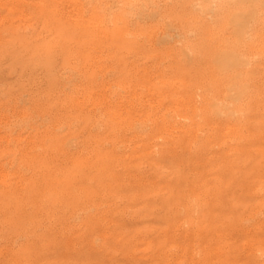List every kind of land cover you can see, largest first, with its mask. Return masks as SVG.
<instances>
[{
	"label": "rangeland",
	"instance_id": "rangeland-1",
	"mask_svg": "<svg viewBox=\"0 0 264 264\" xmlns=\"http://www.w3.org/2000/svg\"><path fill=\"white\" fill-rule=\"evenodd\" d=\"M58 1V2H57ZM63 3H62V2ZM121 1V2H120ZM123 0H92L90 3H89V6H88V9L86 10V12H84V14L86 15L85 17H89L90 14L92 17L90 18H84L83 21H81V18L77 17L76 16V3L74 0H0V182H4L5 183V187L4 188V183H0V205L5 203L4 207L3 205L0 206V234L2 233H5V234H2L0 236V261H4L3 263L6 262V264H13V261L11 259H13V253L15 252V250L17 249V246L19 247V245L24 242L26 240L25 237H27V234L29 233V237H30V233H31V236L32 237H27L28 239L24 242L25 244H27L28 242L31 243L30 244H34L35 246L39 247L42 245V243L40 244L41 241V237L39 239V235L41 234V232L39 233L40 229H42L41 231L43 232L42 235H46V241L49 243H47V247H45L44 249H47L45 251V253L47 254H44L43 257L45 258V260H47V264H53V262L51 263V261H54L55 259V262L54 264H68V263H72V262H76V261H81L83 259V256H84V259L87 261L85 262V260H83L86 264H94L96 262H101V263H106V264H192L190 261H191V256H192V252H194L193 250H195L196 246L198 245L197 243H195L194 241L190 242V240H194V237H193V234L190 233V231L188 232L187 230L185 231V229H187L188 227V223L187 221L185 222V220L183 221V224H181V230L179 231H175L174 232V236L172 235L173 234V228L171 227H166L168 226V224L164 221H161L162 218V212H158L157 215L158 217L156 216H151L152 218H148V216H144L143 218V215L140 213L141 212V204L139 202V199H137L136 197L134 196H140V194H150L152 191H156L158 189H164L165 186L166 188H173V186L171 185H174V188L173 190H177V191H185L188 189V186L187 184L190 183V181L188 179H195L196 182H197V179L201 176H203V179H208L212 176H215L217 175V172L218 170L216 169V167L218 166V163L220 161H224L222 160L225 159V161L229 158H227L228 156H230L231 154V149H228V147H231L229 146L228 144H234V143H237V142H241L243 144L239 145V143L237 144V148H238V151L239 150H243L242 153L241 151H237L238 155H235L234 157L237 156V160L240 158V161H237V163H239V165L242 163L243 166H246L245 164H247L249 167H244L246 169H242L243 167H239L237 168L236 170L240 172H237L238 175H243V177H241V182H237L236 184V187L234 188H231V189H235L237 191H244L242 189H245V188H250V189H245L244 192L246 191H249V190H255V191H259L260 193L264 192V185L261 186V184H264V180L261 181V179H264V178H261L260 177H257L258 176V173L264 175V167H261V166H264V163H262V158H264V142L261 143V141H264L262 139H264V133H261L262 131H264V128H262L261 130V127H264V126H260L262 125L261 122L262 120L261 119H264V109H262V106H264V48H261L262 51L260 50L259 48V45H262V47H264V42L261 43V39L264 38V36H262V32H264V27H262V25H264V8L262 9H259L256 13V18L258 19H253L255 23H252V27H251V33L249 32V34L247 35V37L245 39H243L242 41H246L244 42L245 45H243L244 47H242V44L243 42L241 41L240 44H236V46L238 47V45H240V50H242L241 52H243L244 54L248 55V56H251L252 54V58H253V61H252V65H254L253 63H257L255 64V66H253L252 68V76L250 74V78L247 79L246 81H249L247 82V91H245L244 93V96L247 97L248 99H246L244 96V100L245 101H242V100L239 98V101L238 99L237 100H234L232 103H230V105L228 107L225 108V113L221 114V115H210L208 116L209 118L206 116V119L201 117V116H204L205 117V114H198L199 110L202 109L201 111H206V105L204 104V102L208 99H211L212 96L215 94L216 92V89L218 91H223L221 90V88L223 89L224 85H221V84H224V80L223 77L224 75L222 73L219 74L215 72L214 73H210L212 72L210 69L213 68V66H211L210 64H212V56L214 53L219 47L222 46L223 44V38H226L227 35L229 36V30L228 28L226 27L225 25V20L224 22L222 21V19H224V13L228 10V8H226L227 5H224V7L221 5L220 6V11L221 12V15L218 16V18L216 20H214V18H212L214 15H206V13H204L203 11H199L195 9L196 5H195V1L196 0H148L146 2V7L144 8V10H142L140 12V14L134 16V17H131L130 18H124L122 17V20L121 18L119 17V19L117 18V16H119L120 14L122 15V9L124 8L123 7V3L122 2ZM151 1V2H150ZM190 1L192 3H190ZM41 2H42V6H41ZM44 2V3H43ZM61 2V5L60 3ZM106 2V3H105ZM174 2V3H173ZM198 2H202L201 0H199ZM46 3H48L47 5L49 6L50 9H53V11H55V13L51 10L50 12H47L48 10L50 9H47L48 7L46 6ZM55 3V4H54ZM43 4H45L43 6ZM51 4V5H50ZM63 4V5H62ZM75 4V5H74ZM101 4H107V5H110L112 6L113 5V8L111 9V14H110V20H111V23H110V20L109 21H105V25L103 26L99 20L97 19L96 17V13L94 10L98 11L97 9H99L101 7ZM179 4V5H178ZM59 5V7H58ZM96 5V7H95ZM99 5V6H98ZM195 5V6H194ZM41 6V7H40ZM62 6H64L62 8ZM95 8V9H93ZM179 6V7H178ZM189 6H191L189 8ZM40 7V8H39ZM52 7V8H51ZM98 7V8H97ZM44 8V9H43ZM55 8V9H54ZM97 8V9H96ZM192 8V9H191ZM23 9V10H22ZM41 9V10H40ZM43 9V10H42ZM67 9V10H66ZM92 9V10H91ZM73 12H72V11ZM75 10V11H74ZM116 10V11H115ZM190 10V11H189ZM23 11V12H22ZM37 11L41 12V13H38ZM60 11V12H59ZM100 11V9H99ZM148 11V12H147ZM196 12L197 14L195 15V13L193 12ZM44 12V13H43ZM51 12H52V16H51ZM94 12V13H93ZM122 12V13H121ZM189 12V13H187ZM200 12V13H199ZM27 13V14H26ZM29 13L30 16L32 17L33 13H34V16H33V19L31 17H29ZM44 15H43V14ZM46 13V15H45ZM48 13V14H47ZM50 13V14H49ZM119 13V14H118ZM199 13V15H198ZM35 14H36V17H35ZM42 17H41V15ZM54 14H56V17L54 16ZM67 14V15H66ZM94 16H93V15ZM206 15V18H205V15ZM262 14V15H261ZM25 15V17H23ZM39 18H38V16ZM50 15V16H48ZM198 15V16H197ZM200 15H203V16H200ZM45 16V17H44ZM188 16V17H187ZM192 16L193 18L196 20L194 21V19H192ZM260 16V17H259ZM29 17V18H27ZM35 17V18H34ZM46 17H48V19H46ZM51 17V18H50ZM191 17V18H190ZM202 18L204 19L203 21H207L208 24H206L205 22L202 21V19H199V18ZM24 18H27V19H24ZM116 18L119 20H116ZM124 18V19H123ZM158 18V19H157ZM188 18V19H187ZM212 18V20H211ZM36 19V20H35ZM46 19V20H45ZM51 19V20H50ZM190 19V20H189ZM26 20V21H25ZM32 20H34L33 22L34 23H30L32 22ZM39 20V21H38ZM45 20V22H44ZM132 20V21H131ZM136 20V21H135ZM197 20H200L197 22ZM209 20V21H208ZM224 23L223 26L225 27V29H227V32H225L226 30L224 29V27L221 24V21ZM257 20V21H255ZM30 21V22H29ZM71 21V22H70ZM75 23H74V22ZM121 21V23H120ZM126 21L128 22V26L126 27L124 24L127 25ZM191 21V22H190ZM220 23L218 24L217 23ZM262 22V25H260V23ZM28 22V23H27ZM38 22V23H37ZM41 23V26H40V23ZM53 22V24H52ZM79 22H82L81 24L83 25L84 24V27H85V31L84 32H79L77 35H74V36H71L70 38L66 39V40H62L61 38V35H60V32L58 31V27L61 25H74V24H78ZM108 22L110 24H108ZM125 22V23H124ZM189 22V23H188ZM204 24L202 25L201 24ZM210 22V23H209ZM215 22V23H214ZM259 22V24H258ZM39 24V25H36V24ZM50 23V24H49ZM139 23V24H138ZM195 23V24H194ZM202 27H201V25ZM29 24V27L27 25ZM124 26H122V25ZM196 27H193L194 25ZM214 25V27L211 28V25ZM216 24V25H215ZM218 24V26H217ZM20 25V26H19ZM36 25V27H35ZM48 25V29H46V26ZM86 25V26H85ZM89 25V26H87ZM92 25L94 27H92ZM101 25V26H100ZM107 25V26H106ZM111 25V26H110ZM113 25L115 26L114 29L113 28ZM122 26L121 27V30L120 32H123V34L120 32H118V28L119 26ZM198 25V26H197ZM212 25V26H213ZM261 26V28H259V26ZM38 26V27H37ZM101 28H100V27ZM111 28H110V27ZM138 26V27H137ZM209 28H207V27ZM26 27V28H25ZM41 27V28H40ZM104 27L107 29L105 30L106 32H108V36H105L101 35V37H98L100 35H97V33L95 34H91L92 30H94V32H100V29H104ZM201 27V28H200ZM206 27V29H205ZM220 27L221 30L218 28ZM258 27V29H257ZM34 28V29H33ZM40 28V29H39ZM95 28V29H93ZM96 28L98 29L96 31ZM126 28V29H125ZM137 28V29H136ZM144 28V29H143ZM215 28V29H214ZM26 29V30H25ZM29 29V30H28ZM89 29V31H87ZM112 29V30H110ZM165 29V30H164ZM190 29H192L190 31ZM199 31H197V30ZM205 29V30H203ZM216 29H219L217 30V33L216 32H213L212 31H215ZM223 29H224V32H223ZM253 29V30H252ZM261 31H260V30ZM42 32H41V31ZM51 30V31H50ZM126 30V31H125ZM139 30V31H138ZM188 30V31H187ZM258 30V31H256ZM33 31V32H32ZM45 31V32H44ZM48 31V33H47ZM91 31V32H90ZM210 33L207 34V36L205 35L207 32ZM211 31V32H209ZM254 33H253V32ZM41 32V33H40ZM197 32L199 35H197ZM206 32V33H205ZM109 33H115L116 37H113L114 39H112L110 37V34ZM138 33V34H137ZM205 33V34H204ZM212 33V34H211ZM220 33V34H219ZM221 33H223V36L221 35ZM226 33V34H225ZM256 34H259L258 35V39H257V35ZM28 34V35H27ZM45 34V35H44ZM202 34V35H201ZM205 36H204V35ZM7 35V36H6ZM41 35V36H40ZM95 37H94V36ZM140 35V36H139ZM252 35V37H251ZM202 36V37H201ZM209 36V37H208ZM220 36H222V39L220 38ZM262 36V37H261ZM41 37V38H40ZM99 39H98V38ZM204 37V38H203ZM255 37V38H254ZM40 38V39H39ZM94 38V39H92ZM195 38V39H194ZM253 38L256 40L259 41V44L257 45L256 43H254L255 40H253ZM42 39V40H41ZM74 39V40H73ZM102 39V40H101ZM179 39L181 41H183L184 43L180 42ZM206 39V40H205ZM209 39V40H208ZM105 40V42H103ZM145 40V41H144ZM217 40V41H216ZM256 40V42L258 43V41ZM22 41V42H21ZM144 41V42H143ZM191 41V42H190ZM251 41V42H250ZM143 42V44H142ZM187 42V43H186ZM219 42V43H218ZM222 42V43H221ZM9 43V45H7ZM19 43V44H18ZM108 43V44H107ZM175 43V44H174ZM182 43V44H181ZM218 43V44H217ZM242 43V44H241ZM254 43V44H253ZM14 44V45H13ZM27 44V45H26ZM184 44V46H183ZM187 44V46H185ZM190 44H193L191 47ZM252 44V46H251ZM6 45V46H5ZM110 46V47H106V46ZM258 48H257V46ZM54 46V47H53ZM97 46V47H96ZM171 46V47H170ZM178 46V47H177ZM4 47V48H3ZM8 47V48H7ZM90 47V48H89ZM94 47V48H93ZM100 47V48H99ZM175 47V49H174ZM181 47V50L179 51ZM185 47V48H184ZM249 47L251 48L250 50L253 49H258L260 51H258L257 49L256 50H252V53L251 51L249 50ZM6 48V50H4ZM36 48V50H35ZM89 48V50L87 51L86 49ZM112 48V51L111 49ZM195 48V49H194ZM217 48V49H216ZM242 48H245V49H242ZM85 49V51H83ZM108 49V50H106ZM110 49V50H109ZM178 49V51H177ZM185 49H190L188 51V53L186 52L185 53ZM192 49V50H191ZM210 49V50H209ZM4 50V51H3ZM10 52H9V51ZM98 50V51H97ZM13 51V52H12ZM27 51V52H26ZM39 51V52H37ZM109 51H111L109 53ZM120 51V52H119ZM178 52V54H176V52ZM191 51V52H190ZM214 51V52H213ZM248 51V52H247ZM258 52V54L256 52ZM7 52V53H6ZM35 52L38 56H40L38 58L37 55H35ZM113 52V53H112ZM116 52L118 54H116ZM183 52V53H182ZM212 52V53H211ZM253 52H254V56L253 55ZM261 52V53H260ZM12 55H11V54ZM39 53V54H38ZM115 53V55H114ZM172 53V54H171ZM251 53V54H250ZM113 54V55H112ZM130 54V55H129ZM178 56V59L176 57V55ZM181 54V55H180ZM210 54V55H209ZM260 54V57H258ZM14 55V56H13ZM16 55V56H15ZM175 55V56H174ZM203 55V56H202ZM22 56V57H21ZM35 56V57H34ZM37 56V57H36ZM42 56V57H41ZM70 56V57H69ZM87 56V57H85ZM200 56V57H198ZM210 56V57H209ZM32 57V58H31ZM136 57V58H135ZM142 57V58H141ZM208 57V58H207ZM15 58V59H14ZM86 58V59H85ZM134 58V59H133ZM210 58V59H209ZM33 59V60H32ZM94 59V60H93ZM167 59V60H166ZM171 59V60H170ZM173 59V60H172ZM44 60V61H43ZM78 60V61H77ZM134 60L136 62H134ZM176 60V61H175ZM181 60V61H180ZM184 60V61H182ZM196 60V61H195ZM210 60V64H209V61ZM9 65H8V63ZM39 61H42V62H39ZM133 61V62H132ZM147 61V62H146ZM173 61V63H172ZM175 61V62H174ZM179 61H180V64H179ZM255 61V62H254ZM95 62V64H94ZM167 62V63H166ZM183 62V63H182ZM195 62V64H194ZM40 63V64H39ZM117 63V64H116ZM160 63V64H159ZM162 63V64H161ZM198 63V64H197ZM194 64V65H193ZM209 64V65H208ZM6 65V66H5ZM86 65V66H85ZM88 65V66H87ZM90 65V66H89ZM94 65V66H93ZM122 65V66H121ZM192 65V66H191ZM201 65V66H200ZM12 66V67H11ZM133 66V67H132ZM171 66V67H170ZM4 67V68H3ZM88 67V68H87ZM174 67V68H173ZM180 67V68H179ZM182 67H184L182 69ZM210 67V68H209ZM261 67V68H259ZM3 68V69H2ZM172 68V69H171ZM177 68V69H176ZM179 68V69H178ZM200 68V69H199ZM205 68V69H204ZM208 68V69H207ZM259 70H258V69ZM91 69V70H90ZM174 69V71L176 70V72L172 71ZM182 69V70H181ZM256 69V70H254ZM19 70V71H17ZM88 70V71H87ZM92 70L94 72H92ZM98 70V71H97ZM190 70V71H189ZM198 70V71H197ZM210 70V71H209ZM27 71V72H26ZM171 71V72H169ZM258 71V72H257ZM88 72V73H86ZM179 72L178 76H176V74ZM206 72V73H205ZM257 73V76L256 73ZM262 72V73H261ZM18 73V74H17ZM93 73V74H92ZM156 73V74H155ZM163 73H166V74H169L168 76L166 74H163ZM171 73H176L175 75L171 74ZM181 73L183 74L182 77L181 76ZM251 73V71H250ZM33 74V75H32ZM72 74V75H71ZM76 74V75H75ZM86 74V75H85ZM92 74V76H91ZM173 75V76H176L178 77L176 79V77H172L170 76ZM213 74V75H212ZM260 74V75H259ZM3 75V76H2ZM30 75V76H29ZM49 75V76H48ZM89 75V76H88ZM127 75H128V78H127ZM164 75V76H162ZM214 75H217L219 76V79L217 76H214ZM22 76V77H21ZM168 78H167V77ZM170 76V78H169ZM214 76V77H213ZM220 76H223L222 77V80H221V77ZM253 76H255V78H252ZM7 77V78H6ZM77 77V78H76ZM160 77H163L162 79H160ZM210 77V78H209ZM217 77V78H216ZM22 78V79H21ZM111 78V79H110ZM164 78H167V79H164ZM181 78V79H180ZM213 78V80H212ZM225 78V77H224ZM261 78V79H260ZM14 79V80H13ZM71 79V80H70ZM73 79V80H72ZM132 79V80H131ZM172 79L174 81H181L182 82V85L183 86H180L181 84L179 83H175L173 82V84H170V82L172 83ZM214 79H217L216 82H214ZM257 79V81L255 80ZM27 80V81H26ZM134 80V81H133ZM159 80V82H158ZM166 80V81H164ZM167 80H170V82H168ZM185 80H189L188 83H186ZM210 80L212 82H210ZM44 81V82H42ZM133 81V82H132ZM161 81V82H160ZM164 81V82H163ZM256 81V82H255ZM11 82V83H10ZM27 82V83H26ZM147 82V84H146ZM152 84H151V83ZM157 83V86H156V83ZM167 84V88L169 87H172L174 89V87H176L174 90H178L179 91V94H176L174 92H177V91H174L172 90L171 88H169L166 92H165V88H166V83ZM218 82L220 83L221 86H218ZM223 82V83H221ZM254 82L255 84L257 85V82H258V88L257 86L254 85ZM30 83V84H29ZM69 83V84H68ZM150 83V84H148ZM161 83V84H160ZM186 83V84H185ZM190 83V84H189ZM214 83V84H213ZM217 83V84H215ZM251 83V84H250ZM11 86H10V85ZM14 84V85H13ZM34 84V85H33ZM58 84V85H56ZM163 85V90L162 87L160 85ZM165 84V85H164ZM175 84V86H174ZM213 84V85H212ZM29 85V86H27ZM68 85V87H67ZM161 87H159V86ZM172 85V86H170ZM179 85V86H178ZM186 85V86H185ZM214 85L216 86L214 88V93H212V88L214 87ZM251 85L253 87H255V89L252 87V89L254 91L251 92L250 88H251ZM5 86V87H4ZM137 86V87H136ZM149 86V87H148ZM151 86V87H150ZM189 86V87H188ZM192 86V87H191ZM7 87V88H6ZM147 87V88H146ZM156 87V88H155ZM159 87V88H157ZM180 87V89H179ZM184 89H182V88ZM203 87V88H202ZM219 87V88H218ZM156 90H155V89ZM189 91H187L186 93L190 94L189 97L191 102H188L187 100V94H185V90L189 89ZM71 89V90H70ZM91 89V90H90ZM145 89V91H143ZM150 89V92L147 91ZM158 89H162L161 90H158ZM170 90V91H169ZM181 90H184L183 93L181 92ZM207 90V91H206ZM211 90V92H210ZM259 90V91H258ZM87 91V93H86ZM94 91V92H93ZM110 91V92H109ZM156 91V93H154ZM160 93H158V92ZM191 91V92H190ZM249 91V93H248ZM256 91V92H255ZM258 91V92H257ZM7 92V93H6ZM90 92V93H88ZM144 92V93H143ZM153 92V93H152ZM181 92V93H180ZM198 92V93H197ZM247 92V94H246ZM262 94H261V93ZM51 93V94H50ZM165 93V94H163ZM193 93L195 95H193ZM207 93V94H205ZM209 93V94H208ZM219 93V92H218ZM219 93V94H220ZM223 93V92H222ZM221 93V94H222ZM258 93V96L256 95ZM11 96H10V95ZM104 94V95H103ZM110 94V96H109ZM141 94V95H140ZM151 94L152 97L154 96H159V97H154L151 98ZM162 94V95H161ZM184 94V95H183ZM213 94V95H212ZM216 93V95H214L213 97H217V95L220 97L221 94L219 95ZM9 97H8V96ZM85 95V96H84ZM90 95V97H89ZM161 95V96H160ZM166 95V96H165ZM170 95V96H169ZM173 98H172V96ZM176 95V97H175ZM186 95V96H185ZM202 95H206L205 97L202 96ZM211 95V96H209ZM253 95V96H252ZM256 95V96H255ZM84 96V97H83ZM118 96V97H117ZM163 96L165 97L164 99H169V100H163ZM192 96H195L194 98L196 100H193L194 98ZM33 97V98H32ZM67 97V98H66ZM109 98V99H106ZM162 97V98H161ZM169 97V98H168ZM179 97V98H178ZM185 97V98H184ZM188 97V98H189ZM202 97V98H201ZM206 99L204 101V98ZM208 97V98H206ZM253 97V100L252 98ZM256 97V98H255ZM257 97H261V98H257ZM5 98H7L5 100ZM65 98V99H64ZM87 98V99H86ZM89 98V99H88ZM103 98V99H102ZM112 98V99H111ZM156 98V99H155ZM159 98V99H157ZM172 98V99H171ZM183 98V100L181 99ZM249 98L252 100V106L251 107V102L249 101ZM254 98H255V101H254ZM117 99V101H116ZM123 99V100H122ZM133 99V100H132ZM171 99V101H170ZM186 99V100H185ZM198 99V100H197ZM13 100V101H12ZM87 100V101H86ZM99 100V101H98ZM104 103H103V101ZM105 100L107 102H105ZM158 100V101H157ZM162 100V101H161ZM187 101L188 103H191L190 104V108H189V105L188 107H186L187 105V102L185 103L184 102ZM189 100V101H190ZM203 100V101H201ZM259 100V101H258ZM28 101V102H27ZM97 103H96V102ZM176 101V102H175ZM179 101V102H178ZM194 101V102H193ZM196 101V102H195ZM198 101H201L200 104H198ZM244 102V106L242 104V102ZM257 101V102H256ZM33 102V103H32ZM116 102V104L114 103ZM121 102V103H120ZM124 102V103H123ZM159 102V104H158ZM164 102H167L166 104H164ZM174 102V103H173ZM179 104H178V103ZM241 102V103H240ZM254 102V103H253ZM257 105L258 104H261V108L260 107H256V103ZM35 103V104H34ZM39 103V104H38ZM92 103V104H91ZM108 103V104H107ZM112 103V104H111ZM183 103L185 105H183ZM193 103V105H192ZM201 106L198 108V106ZM203 103V104H202ZM207 103V102H205ZM237 103V104H235ZM241 105H240V104ZM161 104H164V106H162ZM175 106H174V105ZM185 106L186 109L189 110L190 112H192V114L189 112L190 114V118L189 115H188V111L185 109V107H181V109L179 108L181 105ZM232 104V105H231ZM248 108L250 109H246V112L245 113V118L243 117V112H241V109H242V106L243 108L245 107L246 108V105ZM250 104V105H249ZM35 105V106H34ZM49 105V106H48ZM91 105V106H90ZM110 105V106H109ZM118 105V106H117ZM121 105V106H119ZM130 105V106H129ZM161 107H160V106ZM168 105V106H166ZM174 108H172L173 106ZM179 105V106H178ZM204 107H203V106ZM238 106L239 105L241 107H239V110L240 111H237L235 112V109H238L237 107L234 108V106ZM3 106H6V107H3ZM143 106V107H142ZM234 108V110L231 108ZM10 107V108H9ZM112 107V108H111ZM116 107V108H115ZM120 107V108H118ZM129 107V108H128ZM164 107V108H162ZM196 108V111L198 113H196L195 111V108ZM256 107V108H255ZM30 108V109H29ZM169 108L171 109V111L169 110ZM184 108V109H182ZM199 110H198V109ZM205 108V109H204ZM244 108V110H245ZM254 108V109H252ZM262 110H260V109ZM14 109V110H13ZM53 109V110H52ZM105 109H107V111H105ZM139 109V110H138ZM163 112H161L162 110ZM173 109V110H172ZM180 110L181 113H179L178 110ZM204 109V110H203ZM257 110L255 111V114L252 115L253 118L256 119V116H257V119H253V118H249L248 115H246V113L250 114V117H251V114L253 113H250V112H254V110ZM160 110V111H159ZM177 110V111H176ZM186 110V111H185ZM193 110H194V115H193ZM232 110V111H231ZM243 110V109H242ZM243 110V111H244ZM259 110L262 112V115L259 113ZM11 111V113H9ZM52 111V112H51ZM77 111V112H76ZM82 111V112H81ZM90 111V113H89ZM114 111V112H112ZM140 114H142L141 116H144V119L142 117H140L139 115V112ZM143 111V112H141ZM145 111V113H144ZM149 111V112H148ZM151 111H154L153 113ZM158 113H157V112ZM166 111V113H165ZM170 111V112H169ZM184 111V113H183ZM7 112V113H6ZM29 112V113H28ZM79 112V113H78ZM107 112V113H106ZM118 112V114H117ZM147 112V113H146ZM159 112H161L159 114ZM169 112V113H168ZM173 113L174 115L171 114V116L174 117V120L172 121L173 117L170 116V113ZM241 112V113H240ZM71 113V114H70ZM81 113V114H80ZM95 113V115H94ZM97 113V114H96ZM104 113V114H102ZM106 113V115H105ZM120 113V114H119ZM125 113V116H123V114ZM135 115H134V114ZM137 113V114H136ZM144 113V115H143ZM152 113V114H151ZM157 113V114H156ZM188 116H186L187 118H190L189 121L190 123L192 121H195V119H197L194 123V125L191 123H188V119L186 117L183 118V116H185L186 114ZM201 113V112H200ZM260 116H258V114ZM26 114V115H25ZM85 114V116H83ZM88 114V115H87ZM91 114V115H90ZM122 114V115H121ZM146 114H148L146 116ZM151 114V115H150ZM154 114V115H153ZM158 114L160 116H158ZM162 114V115H161ZM167 114V116H166ZM169 114V115H168ZM185 114V115H184ZM200 115L199 117H197L198 115ZM238 114H241V115H238ZM257 114V115H256ZM94 115V116H93ZM105 115V116H104ZM109 115V116H108ZM118 115V116H117ZM121 115V116H120ZM157 115V116H156ZM177 115V116H175ZM182 117H181V116ZM227 115L228 116V120H222V119H225V117L227 118ZM88 116V117H87ZM91 116V118H90ZM104 116V117H103ZM115 116V117H113ZM137 116V118L135 117ZM139 116V118H138ZM146 116V117H145ZM149 116L154 119H149ZM179 116V117H178ZM222 116H225L222 118ZM239 116V117H238ZM35 119H34V118ZM48 117V118H47ZM76 117V118H75ZM81 117V119H80ZM124 117V118H123ZM135 117V118H134ZM160 117V119H159ZM163 117H167L168 119H165V121L163 120L164 118ZM180 118V121H178ZM218 121H220L218 123V121L216 120V118ZM219 117V118H218ZM220 117L222 119H220ZM248 117L251 121V124L248 120H246ZM72 118V119H71ZM79 120H78V119ZM95 118V120H94ZM145 118H148V119H145ZM202 118L204 119V121L201 122ZM244 118L245 121H241V119ZM74 119V120H73ZM112 120L113 122V129L112 131H106V127L105 126V120ZM137 119V120H136ZM144 121H143V120ZM185 121H184V120ZM236 119V120H235ZM103 120V121H102ZM153 120V121H152ZM167 120H170L167 122ZM177 120V121H175ZM192 120V121H191ZM234 120V123H242L241 124H237V126L240 128H238L237 126H234L232 125V121ZM255 120V121H254ZM49 121V122H48ZM53 121V122H52ZM101 121L103 123H101ZM159 121V122H158ZM164 121V122H163ZM171 121L173 123H171ZM186 121H188L186 123ZM210 121H211V124H210ZM246 121H248V125L246 126L247 130H249L248 128L253 129L251 130V132L254 134H256L259 138H257L256 140L258 141H255L254 137L252 136L251 137V132L247 131V130H243L245 129V126L244 124L246 123ZM254 121V122H253ZM258 121V122H256ZM32 122V123H31ZM39 122V123H38ZM63 122V123H62ZM87 122V123H86ZM99 122V123H98ZM157 123V126H154L156 123ZM161 122V123H160ZM175 122V123H174ZM180 122V124H178ZM201 122V124H200ZM231 122V124H230ZM76 123V124H75ZM85 123V124H84ZM95 123V124H94ZM117 123V124H116ZM154 123V124H152ZM159 123L161 125H159ZM165 123H169V124H172L170 126H167V124ZM183 123V124H182ZM185 123V124H184ZM205 123L206 126H205ZM253 123V124H252ZM254 123L256 124L254 126ZM264 123V122H262ZM90 124V125H89ZM104 124V125H102ZM120 124V125H119ZM164 124V125H163ZM176 126H175V125ZM187 124V125H186ZM198 124V125H197ZM207 128L209 127L210 130L213 132L212 135H215L211 137L209 136V134H211L212 132L209 131L210 133L206 132L207 129L209 130V128L205 130V128L202 126ZM250 124V126H249ZM260 124V125H259ZM28 125V126H27ZM81 125V126H80ZM155 128V130H158L157 133H155L156 131L155 130H150L153 126ZM179 125H180V128H179ZM183 125V126H182ZM185 125L188 127L186 128ZM197 127L200 125V128ZM209 125V126H208ZM212 125V126H211ZM220 125V126H219ZM231 125V126H230ZM39 126V127H38ZM80 126V127H79ZM99 126V127H98ZM167 126V128H166ZM195 126V127H194ZM242 126V127H241ZM32 127V128H30ZM55 127V128H54ZM102 127V128H101ZM119 127V128H118ZM170 127V129H169ZM176 127V128H175ZM182 127V128H181ZM186 129H184V128ZM253 127V128H252ZM52 130H51V129ZM127 128V129H126ZM152 128V129H154ZM158 128V129H157ZM162 130H161V129ZM165 128V129H164ZM201 128L203 130H201ZM213 128H215L214 130H212ZM219 128V129H218ZM237 128L239 130H237L238 134L240 132H243V134L241 135H238L237 132L235 131ZM243 128V129H242ZM17 129V130H16ZM50 129V130H49ZM56 129V130H55ZM76 129V130H75ZM103 129V130H101ZM106 129V130H105ZM172 129V130H171ZM174 129V131H173ZM193 129V130H192ZM194 129L196 131H194ZM229 129H235L234 131L236 132V134H234V131L233 130H229ZM241 129V130H240ZM44 130H47V131H44ZM49 130V131H48ZM72 130V131H71ZM80 130V132H79ZM91 130V131H90ZM98 130V131H97ZM129 130V131H128ZM133 130V131H132ZM168 130V131H167ZM181 130V133L178 132V131ZM218 130V131H217ZM222 130V131H221ZM41 133H40V132ZM43 131V132H42ZM59 134L60 135V142H57V140L55 141L54 140V133L50 135V133L52 132ZM84 131V132H83ZM115 131V132H114ZM119 131V132H118ZM131 131L134 133L132 134ZM155 131V132H154ZM160 131V132H159ZM166 131V132H165ZM224 131V133H223ZM35 132H38V133H35ZM60 132V133H58ZM99 132V133H98ZM117 132V133H116ZM138 132V133H137ZM145 132H147V137L144 135ZM151 132L153 136H148V134H150ZM159 132V134H158ZM176 132V134L174 135V133ZM232 134H231V133ZM245 132V134H244ZM250 134H249V133ZM27 133V134H26ZM31 133V134H30ZM36 134H38V136L34 137ZM91 133V134H89ZM102 133V134H101ZM118 133H120L118 135ZM143 134V135H140V134ZM155 133V135H154ZM199 133V134H198ZM205 136H203L202 134ZM217 133V134H216ZM220 133V134H219ZM226 133H228L226 135ZM2 134V135H1ZM30 134V135H29ZM43 136H41V135ZM73 134V135H72ZM125 134V135H124ZM173 134V135H171ZM197 134V135H196ZM231 134V135H230ZM253 134V135H254ZM4 135V136H3ZM6 135V136H5ZM46 135H50L51 137L49 138H52L51 139H47L45 138L44 136ZM75 135H79L77 137H75ZM129 135V136H128ZM166 135V136H165ZM179 135V138L177 137ZM185 135V136H184ZM187 135V136H186ZM196 135V137L194 136ZM233 135V136H232ZM237 135V136H236ZM246 136V138H243L244 136ZM250 135V136H249ZM256 135H255V138H256ZM81 136V137H80ZM128 136V137H126ZM142 136L144 138H142ZM168 136V137H167ZM183 136V137H182ZM189 136V137H188ZM203 136V137H201ZM232 136V137H231ZM239 136V137H238ZM242 136V138H241ZM30 137V138H29ZM38 137H39V141L42 143L39 144V141H38ZM42 137V138H40ZM44 137V139H43ZM94 137V138H93ZM132 137V138H131ZM140 137V138H139ZM151 137V139H150ZM152 137H156L155 139L158 138V140H155L154 138L152 139ZM170 137V138H169ZM173 137V139H172ZM195 137V139H194ZM198 137V138H197ZM201 137V138H200ZM208 137L209 138V141H208ZM212 137H214L215 139H213ZM250 138L249 140H246V141H249L248 143L244 142L245 139L247 138ZM16 138V139H15ZM79 138V139H78ZM81 138V139H80ZM125 138V139H124ZM127 138V139H126ZM134 138V139H133ZM165 138V140L163 139ZM183 138V140H182ZM199 138L201 140H199ZM207 138V139H206ZM228 138V140H227ZM238 138V139H237ZM239 138H240V141H239ZM3 139V140H2ZM34 139V142L31 140ZM42 139V140H41ZM77 139V140H76ZM134 141H133V140ZM136 139V140H135ZM142 139V140H141ZM145 139V140H143ZM147 139V140H146ZM161 139L165 142V144H163L164 142L161 141ZM171 139V140H170ZM179 139H181L184 143L181 142H178ZM186 139V140H185ZM190 139V140H189ZM196 139L198 141H196ZM207 141H205V140ZM214 140H217L218 142L216 143L215 142H212ZM225 139V140H224ZM237 139V140H236ZM244 139V141H243ZM259 139H261V141H259ZM15 140V141H14ZM25 140V141H24ZM30 140V141H29ZM83 140V141H82ZM118 140V141H117ZM124 140V141H123ZM127 140V141H125ZM131 140V141H130ZM140 143H139V141ZM155 143H153L154 141ZM168 140V142H167ZM193 140V142H191ZM203 140V141H202ZM227 140V141H226ZM231 140V141H230ZM9 141V142H8ZM38 143H37V142ZM52 141V142H51ZM63 141V142H61ZM79 141V142H78ZM87 141V142H86ZM107 141V142H106ZM142 141L144 142V144L142 143ZM148 143H147V142ZM152 141V142H151ZM158 144H157V142ZM160 141V142H159ZM172 141V142H170ZM174 141V142H173ZM176 141V143H175ZM186 141V142H185ZM195 141V142H194ZM199 141H202L201 142V145L199 143ZM220 141V142H219ZM227 142V143H224V142ZM230 143H229V142ZM234 141V143L232 142ZM237 141V142H236ZM50 142V143H49ZM78 142V143H76ZM101 142V143H100ZM129 146H128V144ZM133 142V144H132ZM135 142V143H134ZM137 142V143H136ZM150 142V143H149ZM180 144V147H182L181 149H183L185 152L187 151V153H184L183 150L180 149V147L177 145L175 146L177 152H173V151H176L174 149V146L171 145V144ZM210 142V143H208ZM232 142V143H231ZM260 142V143H259ZM29 143V144H28ZM49 143V144H48ZM100 143V144H99ZM125 143V145H124ZM147 143V144H146ZM169 143V146H167ZM190 143L192 145V143H194L191 147L190 146ZM197 143L202 146L199 147L202 149L199 148V151L197 149ZM205 143V144H203ZM215 143V144H214ZM222 143V144H220ZM34 144V145H32ZM47 144V145H46ZM60 144V146H59ZM82 144V145H81ZM134 144H136L135 146H133ZM137 144H141V146L137 145ZM152 144V145H150ZM157 144V145H155ZM161 144V145H160ZM196 144V145H195ZM207 144L209 146H207ZM228 146H227V145ZM16 145V146H15ZM26 145V147H25ZM29 147H28V146ZM35 145H38L37 147ZM52 145V146H51ZM55 145V146H54ZM63 145V146H61ZM91 145V146H90ZM94 145V146H93ZM97 145L101 146L103 149H108V150H111L113 151V153L115 154L116 156V159L113 160L111 163H109V165H107L106 169L105 168H102V172L99 171V175L98 176H102L104 179H102V177L100 179V181L107 183L109 181H111L110 179V176H112V180L113 182H110V185L113 189V194L114 196L116 197V200L114 199L115 197L112 196L110 198H101V196L99 197V195H101L102 191L100 190L99 186H97V182L96 180H94V182H92V184L94 185V190H95V193H94V190L92 192V194H90L89 192H87V188L84 186V184L82 183L81 179L80 178H74L72 179L70 182H71V185H70V182H68L65 186V188L63 189V197H62V194L60 195L61 197H57L59 198V200H54V201H50L49 198H46L45 196V199L44 197L41 195V191L49 185V184H53L55 181V177L58 176V173L62 170H65V168L67 169L68 167H71L74 162L80 158V160H84V155L86 156L87 154L91 155L92 152L91 150L92 149H96L97 148ZM109 145V146H108ZM147 145V146H146ZM155 145L156 146H163L162 151L159 147H157V149L155 147H153ZM166 145V146H165ZM185 145V147H184ZM195 145V146H194ZM214 146V149L213 147H210V146ZM224 145V146H222ZM32 146V147H31ZM49 146V147H48ZM57 146V147H56ZM117 146V147H115ZM129 148H128V147ZM137 146V147H136ZM150 146V148H149ZM194 146V147H193ZM207 146V147H206ZM23 147H25L23 149ZM28 147V148H27ZM43 147H47V148H43ZM53 147V148H52ZM61 147V148H60ZM139 147V148H138ZM145 147H148V148H145ZM169 147V149H168ZM187 147V148H186ZM195 147H196V151H195ZM206 147V149L204 148ZM227 147V148H226ZM247 147V148H246ZM262 149H261V148ZM17 148V151L15 150ZM19 148V149H18ZM27 148V149H26ZM31 148V149H30ZM52 148V149H51ZM92 148V149H91ZM112 148V149H111ZM133 148V149H131ZM155 148V150H152V149ZM190 148V149H189ZM204 148V149H203ZM209 148V149H208ZM217 148V149H216ZM219 148V149H218ZM47 149V150H45ZM50 149V151H49ZM129 149V150H127ZM131 149V151H130ZM139 149V150H138ZM140 149L141 150V154H134L133 155V152L135 153H139L140 152ZM149 150V151H146ZM158 149H159V152H158ZM163 149H165L164 151L169 154H166ZM193 153H192V151ZM212 149V150H211ZM216 149V150H215ZM250 149V150H249ZM35 150V151H34ZM37 150V152H36ZM43 150V151H42ZM81 150V151H80ZM120 150V151H119ZM173 150V151H171ZM190 150V151H189ZM208 154H206V152ZM210 150V151H209ZM214 150V151H213ZM218 150V151H217ZM229 150V152H228ZM252 150V151H251ZM32 151V152H30ZM85 151V152H84ZM123 151V152H122ZM145 151V152H143ZM155 151V152H154ZM157 151V153H156ZM170 151V152H169ZM183 151V152H182ZM198 153V157L200 156V159L197 158L195 152ZM198 151V152H197ZM204 151V152H202ZM210 153H209V152ZM212 151V152H211ZM217 151V152H216ZM17 152V153H16ZM25 152V153H24ZM43 152V153H42ZM47 152V153H46ZM67 152V153H66ZM122 152V153H120ZM125 152V153H124ZM128 152V154H127ZM153 152L154 154L152 155ZM163 154H162V153ZM191 152V153H189ZM260 152V153H258ZM23 153V154H22ZM46 153V154H44ZM84 153V154H82ZM87 153V154H86ZM124 153V154H123ZM131 153V154H130ZM150 153V154H149ZM156 153V154H155ZM176 153V155L174 154ZM218 153V155L216 154ZM221 153V154H219ZM229 153V154H227ZM254 153V154H253ZM14 154V155H13ZM33 154V155H32ZM41 154V155H40ZM123 154V155H122ZM126 154H127V157H132L134 158V156L136 157V155H138V158H135L137 160H133L131 161L130 158H127L126 157ZM157 154H158V159H157ZM160 154V155H159ZM172 154V155H171ZM174 154V155H173ZM178 154V156H177ZM192 154V155H191ZM199 154H202V155H199ZM206 154V155H205ZM215 154V156H214ZM260 154V155H259ZM80 157H79V156ZM125 155V156H124ZM132 155V156H130ZM167 155V156H166ZM169 155V156H168ZM186 155V156H185ZM190 155H191V158H190ZM194 155V156H193ZM218 157H217V156ZM228 155V156H227ZM30 156V157H29ZM40 158H39V157ZM49 156V157H48ZM93 156V155H92ZM92 156H88V158H92ZM155 156V157H153ZM163 156V157H162ZM166 158H165V157ZM171 156L173 158H171ZM177 156V158L175 157ZM213 156V158L211 157ZM224 156H227L226 158H224ZM242 156V157H241ZM246 156L245 158V161H242V158ZM252 156V157H251ZM255 156V157H254ZM23 157V158H22ZM32 157L33 160H32ZM38 157V158H37ZM125 157V158H124ZM169 157V158H167ZM183 158L180 160V158ZM199 159V160H195L196 158ZM202 157H205V159ZM217 159H216V158ZM220 157V158H219ZM239 157V158H238ZM46 158V159H45ZM75 158V159H74ZM77 158V159H76ZM120 158H122L120 160ZM140 158V160H138ZM142 158V159H141ZM176 158V159H175ZM209 158V159H207ZM249 158V160H248ZM39 159V163H35L34 160H37ZM63 159V160H62ZM74 159V160H73ZM124 159V161H123ZM153 159V160H152ZM154 159H157L154 160ZM166 159V160H165ZM169 162H168V160ZM178 159V160H177ZM212 159H215L216 161L212 160ZM220 159V160H219ZM244 159V158H243ZM251 159V161H250ZM19 160V162H18ZM42 160V161H41ZM48 160V161H47ZM120 160V162H119ZM164 162L163 164L161 163V161ZM164 160V161H163ZM172 160V161H171ZM173 160L175 162H173ZM180 160V161H179ZM193 160V161H192ZM195 160V161H194ZM219 160V161H218ZM47 161L48 164H46L45 162ZM122 161V162H121ZM142 161V162H140ZM159 161L161 164H159ZM29 162V163H28ZM32 162H33V166L32 167ZM37 162V161H36ZM52 162H55V163H52ZM128 162V163H127ZM173 162V163H172ZM197 163L198 167L201 166L200 168V171L198 170L197 168V165H195V163ZM218 162V163H217ZM246 162V163H245ZM260 163V168L259 167H256L255 165L258 166V164ZM27 163L29 165H27ZM41 163H43V165H41ZM52 163V164H51ZM60 163V164H59ZM126 163V164H124ZM166 163V164H165ZM175 163V164H174ZM177 163V165H176ZM183 165H182V164ZM189 163V165L187 164ZM201 163V164H200ZM212 165H209V164ZM216 165H213L215 164ZM221 163V162H220ZM249 163V164H248ZM256 163V164H255ZM12 164V165H11ZM17 164V165H16ZM35 164V165H34ZM36 164L38 166H36ZM46 164V165H44ZM65 164V165H64ZM84 161H83V165H84ZM143 164V165H141ZM146 164V165H145ZM148 164V165H147ZM165 164V165H164ZM186 164V165H185ZM191 164V166H190ZM252 164H254V166H252ZM31 165V166H30ZM49 165V166H48ZM57 165V166H56ZM119 165V166H118ZM145 165V167H144ZM154 165H157V168L154 167ZM163 165V166H166V167H159V166ZM182 165V166H181ZM187 165H188V168H190V170L187 168ZM203 165H206L208 167H202ZM36 166V167H35ZM40 166V167H39ZM48 166V167H47ZM88 167V165H85L84 167ZM137 166L139 167V171L137 169ZM141 166V167H140ZM150 166V167H149ZM186 166V168H185ZM216 166V167H214ZM242 166V165H240ZM5 167V168H3ZM38 167V169H37ZM42 167H46L45 169L42 168ZM54 167V168H53ZM121 167V168H119ZM144 167V168H142ZM169 167V168H168ZM174 167V168H173ZM179 167V168H178ZM254 167L255 169L257 168V171H259L260 169V172H256V170H254ZM26 168V169H25ZM34 168H35V171H34ZM52 169L51 173L49 174L48 172L49 169ZM126 168V169H124ZM132 168V169H130ZM148 168V169H147ZM151 168V169H150ZM154 168V169H152ZM165 168V169H164ZM173 168V169H172ZM205 168V169H203ZM208 168V169H206ZM210 168L212 170H215L216 172L210 170ZM241 168V169H240ZM3 169V170H2ZM32 169V170H31ZM40 169V170H39ZM43 169V171L41 170ZM48 169V171L46 172V170ZM55 169V170H54ZM60 169V171H59ZM105 169V170H103ZM114 169V170H113ZM136 171H135V170ZM141 169L144 171L141 172ZM150 169V170H149ZM155 169H157L155 171ZM172 171V174L170 171ZM181 171H180V170ZM195 169V170H194ZM203 169V170H202ZM259 169V170H258ZM5 170V171H4ZM6 170H9L8 174H7V171ZM57 170V171H56ZM130 170V171H129ZM132 170V171H131ZM146 170V171H145ZM153 170L155 171V173L153 172ZM166 170V171H165ZM189 170V171H188ZM203 171V174L202 171ZM205 170V171H204ZM250 170V171H249ZM254 170V172H256L257 174L256 175H252V171ZM124 171V172H123ZM135 171V172H134ZM149 171H152L151 173ZM176 171V172H175ZM183 171V172H182ZM187 171V173H186ZM191 171V172H190ZM199 171V172H198ZM242 171H244L245 173L249 174V175H246L244 172L242 173ZM2 172H5L2 173ZM17 172H19L17 174ZM40 174H38V173ZM47 175H45L46 173ZM164 174V176L161 178V177H158V175L160 176L161 173ZM178 172V173H177ZM193 172V174H192ZM205 172H206V175H205ZM227 174V176L225 177L226 179H228L230 177L231 174H236V173H232V171H228L226 170L225 171ZM224 172V173H225ZM262 172V173H261ZM24 175H23V174ZM44 173V174H43ZM126 173V174H125ZM130 173V174H129ZM177 173V174H175ZM212 173V174H211ZM216 173V174H215ZM223 173V174H224ZM55 174V175H54ZM61 174V173H60ZM166 174V176H165ZM255 174V173H253ZM10 175V176H9ZM40 175V176H39ZM45 175L46 177H43ZM106 175V176H105ZM145 175V176H144ZM147 175V176H146ZM169 175V177L167 176ZM174 175V176H172ZM194 175V177L192 176ZM198 175V176H197ZM210 175V176H209ZM246 175V176H245ZM261 175V176H262ZM6 177V180L7 178H9V180H7V183H6V180L5 178L3 179L2 178ZM16 176V177H15ZM36 176V177H35ZM55 176V177H54ZM152 176V178H151ZM157 176V177H156ZM162 176V175H161ZM174 177L173 178H171ZM188 176V177H187ZM192 176V178H191ZM225 176V174H224ZM250 176H256V177H250ZM39 177V178H38ZM55 178L54 180L50 178ZM130 177V178H128ZM144 177V178H143ZM156 177V178H155ZM176 177V179H175ZM183 177V178H182ZM250 177L251 179L252 178H255L253 181L251 179H248ZM26 178V179H25ZM29 178V179H28ZM49 178V179H48ZM109 178V179H108ZM133 179L132 181L129 180L128 182V179ZM148 178V179H146ZM160 178H161V181H160ZM166 178V181L165 179ZM168 178V179H167ZM178 178V179H177ZM246 178L247 181L243 182V179ZM259 178V179H258ZM31 179V180H30ZM41 179V180H40ZM102 179V180H101ZM108 179V180H107ZM125 179V180H124ZM138 179V180H137ZM146 180V181H143V180ZM170 179V180H169ZM180 179V180H179ZM182 179V180H181ZM183 179L186 181H184L183 183H181L183 181ZM187 179V180H186ZM198 179V180H199ZM202 179V177H201ZM5 180V181H4ZM24 180V181H23ZM29 180V181H28ZM43 180V181H42ZM140 180V181H139ZM154 180V182L152 181ZM164 180V181H163ZM177 180V181H176ZM194 180V181H195ZM251 180V181H249ZM17 181V182H16ZM31 181V187L28 185V183ZM46 181V182H45ZM125 181V182H124ZM131 181V182H130ZM152 181V182H151ZM169 182V185L167 184ZM173 181V182H172ZM176 181V182H175ZM179 181H181L179 183ZM261 181V182H260ZM16 182V183H15ZM27 185H26V183ZM36 182V183H35ZM43 182V183H41ZM73 182V183H72ZM165 182V183H163ZM192 183L190 184H194L195 182H193L191 180ZM247 182H251V186H252V183L254 184V187L257 186L255 185L258 184V187L252 189V187H250V184H248ZM259 182H260V186L262 188H260L259 186ZM23 183V184H22ZM25 183V184H24ZM44 183H47V185H45ZM126 183V184H125ZM152 183V184H151ZM161 185H159V184ZM185 183V184H184ZM238 183L240 184V186L243 184L244 186H242L241 188H237V185ZM247 183V184H246ZM37 184V185H36ZM41 184V185H40ZM74 184V185H73ZM103 184V183H102ZM128 184V185H127ZM189 184V185H190ZM196 184V183H195ZM24 185V186H23ZM29 188V189H27ZM152 185V186H151ZM154 185V186H153ZM156 185V187H155ZM159 185V186H157ZM182 185V186H181ZM246 185L248 187H246ZM81 186V188L79 187ZM167 186H170V187H167ZM3 187V188H2ZM25 187V188H23ZM45 188L46 190L48 189ZM52 187V186H51ZM80 188V191H79V188ZM159 187V188H158ZM161 187V188H160ZM177 187V188H176ZM239 187V185H238ZM2 188V189H1ZM39 188V189H38ZM43 188V189H42ZM154 188V189H152ZM156 188V189H155ZM158 188V189H157ZM165 188V189H166ZM186 188V189H185ZM237 188V189H236ZM25 189V191H24ZM27 189V190H26ZM66 189V190H65ZM84 192H83V190ZM151 189V190H149ZM6 190V191H5ZM29 190V191H28ZM40 190V191H39ZM151 191V192H147V191ZM28 191V192H27ZM65 191V192H64ZM69 191V192H68ZM75 191V192H74ZM8 192V193H7ZM24 192V193H23ZM87 192V193H86ZM65 193V194H64ZM68 193V194H67ZM76 193V194H75ZM86 193V194H85ZM90 195H89V194ZM40 194V195H39ZM112 194V193H111ZM32 195V196H31ZM65 195V197H64ZM67 195V196H66ZM80 195V196H78ZM93 195V197L91 196ZM97 195V196H96ZM131 195V196H130ZM2 196V197H1ZM52 196V195H50ZM84 196V197H83ZM119 196V197H118ZM151 196V195H149ZM6 197V198H5ZM81 197H83L81 199ZM86 197V198H85ZM96 197V199H95ZM105 197V196H104ZM108 197V196H106ZM117 197L119 198L117 200ZM121 197V198H120ZM124 197V198H123ZM126 197V198H125ZM136 199H134V198ZM64 200H63V199ZM67 200H66V199ZM124 200H123V199ZM27 199V202H25L24 200ZM31 199V200H29ZM38 199V200H37ZM41 199V200H40ZM48 199V200H46ZM70 202H69V200ZM74 199L76 200V202L74 201ZM99 199V200H98ZM101 199V200H100ZM104 202H103V200ZM112 201V205H111V201ZM122 201H121V200ZM133 199V201L131 200ZM11 200V201H10ZM18 201V204H15L16 201ZM33 200V201H32ZM37 200V201H35ZM40 200V201H39ZM46 200V202L49 204L48 205V208L52 211L49 212V209L46 208V202L44 201ZM61 200V201H60ZM106 200V201H105ZM13 201V202H12ZM21 203H20V202ZM31 201V202H29ZM43 201V204H41ZM79 201V202H78ZM81 201V202H80ZM83 201V202H82ZM115 201L116 202H123L120 204L119 202V207H118V203H116L117 205H115V203L113 202ZM137 201V202H136ZM34 202V203H33ZM65 202H68V205L67 206V203ZM75 202V203H74ZM132 202L133 204L135 205H132ZM10 203V204H9ZM23 203V205H22ZM36 203V204H35ZM57 203H60L58 206ZM62 203V204H61ZM84 203V205H83ZM57 204V205H56ZM65 204V205H64ZM73 204V205H72ZM81 204V205H79ZM87 204V205H86ZM89 204V205H88ZM104 204V205H102ZM117 207H113L114 205ZM130 204V205H129ZM12 205L14 206V208L12 207ZM38 205L40 206L39 208ZM44 205H45V208H44ZM94 206V207H90V206ZM110 205V206H109ZM139 205V206H138ZM19 206V207H17ZM22 206V207H21ZM32 206V207H31ZM43 206V207H42ZM75 206V207H74ZM87 206V207H86ZM98 206L100 209H98ZM108 206V207H106ZM112 206V207H111ZM133 207V209L131 210V208ZM139 210H138V208ZM1 207L3 209H1ZM16 207V208H15ZM27 207V208H26ZM30 207V208H28ZM37 209H42L44 208V210L42 211V213L37 210ZM58 209V212H57V208ZM66 207V208H65ZM70 210H69V208ZM130 207V208H129ZM5 208V210H4ZM25 208V210H24ZM31 208H35L33 211L31 210ZM72 208L76 209V210H73ZM85 208V209H84ZM95 208V209H93ZM108 208H111L110 210H108ZM129 208V209H128ZM136 208V209H135ZM10 209H14V210H10ZM19 209V210H18ZM27 209V210H26ZM29 209V211H28ZM98 209V210H97ZM104 211H103V210ZM114 209V210H113ZM126 209V210H125ZM10 210V211H9ZM20 212L19 214L22 216L20 217V215L18 214V212ZM35 210L37 211V213H31V212H35ZM48 210V211H47ZM70 213H68L69 211ZM94 210V211H93ZM96 210V211H95ZM106 210V211H105ZM120 211V213L118 211ZM131 210V213L130 211ZM139 212H138V211ZM3 211V212H2ZM14 211L16 212L15 216H14ZM47 211V212H46ZM62 211H64V213H62ZM89 211V212H88ZM93 211V212H92ZM99 211V212H98ZM101 211V212H100ZM125 211V212H124ZM129 211V212H128ZM137 211V212H136ZM183 211V212H181ZM13 212V213H12ZM39 212V213H38ZM44 212V213H43ZM75 212V213H74ZM87 212H88V215H87ZM133 212H136L138 213L139 215L141 214L142 216L141 219L140 217L138 216V214L136 213H133ZM264 209H262V211H257L254 215H250L249 216H246V217H249L250 220L248 219L246 221L247 218H245V221H244V227H232L234 228V230L232 228H230V231L231 232V236L228 235L230 238H229V242L231 244V254H233L234 256V259L237 261V263L235 264H251L249 261V263H247V259H249L250 255L251 257L254 255H259L260 258H264V256H262L261 254L264 253V252H257V249L259 246L260 248L264 247V222H261L262 220H259V218L262 216L264 217ZM46 213H48L46 215ZM67 213V215H65ZM106 213V214H105ZM108 213V214H107ZM112 213H118L115 217L112 216L113 214ZM123 215H122V214ZM18 214V215H17ZM25 214V215H24ZM33 214V215H32ZM43 214V215H42ZM65 217H64V215ZM94 217H92L93 215ZM96 214L100 215V216H96ZM103 214V215H102ZM110 214V215H109ZM120 214V215H119ZM128 214V215H127ZM136 214V215H134ZM183 214V215H182ZM13 215V216H11ZM42 215V216H41ZM49 215V216H48ZM52 215V216H51ZM55 215V216H54ZM60 215V216H59ZM125 215V216H124ZM185 215V211L184 209H180V211H177L176 212V216L179 217L178 220L182 221L183 218ZM46 216V217H45ZM49 218H48V217ZM56 216H58V223L56 220ZM67 216V217H66ZM106 216H109V217H106ZM119 216V217H118ZM123 216V217H122ZM129 216V217H128ZM256 216V218H255ZM260 216V217H259ZM15 217L18 219V221L15 219ZM31 217V218H30ZM39 217V218H38ZM42 217V219H41ZM51 217V218H50ZM86 217V218H85ZM92 217V218H91ZM97 217V218H96ZM103 217V218H102ZM106 217V218H105ZM125 217H128V218H125ZM146 217V218H145ZM259 217V218H258ZM5 218V219H4ZM23 218V220H22ZM47 218V219H46ZM54 218V219H53ZM56 218V219H55ZM99 218V220H98ZM139 218V220H138ZM161 218V219H160ZM10 219V220H9ZM14 219V222L16 224H19V222L22 224V227L24 226H27L25 229L22 227L21 228H15L14 226L12 227V225L14 224V222L12 221ZM25 219H27L28 221H25ZM30 219V220H29ZM36 221H35V220ZM40 219V220H38ZM49 219V220H48ZM55 221H53V220ZM60 219V220H59ZM82 219H84L82 221ZM112 220L111 224L113 223H116V224H119V225H123V227H127L126 225H128V221L131 220V223L133 222V224H130V228H132V226H134V230L133 232L131 233L132 230H130L129 226L128 228H124V230L122 229L123 227L121 226V229H122V232H124L123 236L118 239L117 241H114L115 242H119L118 244L117 243H113V246H114V253H116L115 255L110 252H108L101 244V242L103 241L102 238H100L101 236L97 235L99 232L101 233L102 231V227L101 225L103 223H106L108 220ZM115 219V220H114ZM120 219H121V223H120ZM124 219V222L123 220ZM155 219H157V221H155ZM159 219V220H158ZM252 219H254L255 221H253V224L252 223ZM257 219V220H256ZM260 219H264V218H260ZM32 220V221H31ZM38 220V221H37ZM64 220V221H63ZM106 220V221H105ZM110 220L108 221L110 223ZM126 220V221H125ZM133 220V221H132ZM152 220V221H151ZM5 221L7 223H10L9 224H6ZM41 221V222H40ZM52 221V222H51ZM85 221V222H84ZM90 221V222H89ZM95 221V222H94ZM114 221V222H113ZM135 221V223H134ZM151 221V223H150ZM154 221V222H153ZM162 223H161V222ZM179 221V222H180ZM13 222V224H12ZM35 222V224H34ZM63 222V223H62ZM84 223L83 225H81L80 223ZM87 222V223H86ZM94 222V223H93ZM107 222V223H108ZM248 222H249V225L250 227L248 226ZM251 222V223H250ZM24 223V224H23ZM32 223V224H31ZM36 223L38 226H36ZM39 223V224H38ZM42 223V224H41ZM66 223V224H65ZM87 224H94V230L91 228L88 230H84L86 229V225ZM144 225V226H140L139 224ZM146 223V224H145ZM147 223L151 226L153 225V227L151 228L149 225L147 226ZM187 223V224H186ZM247 225H246V224ZM5 225V230H4V226ZM14 224V225H16ZM31 224V225H29ZM62 224V225H60ZM79 224V225H78ZM99 224V225H98ZM9 225H11L9 227ZM78 225V226H77ZM81 225V226H80ZM140 229H139V227ZM158 226L157 228L160 229V230H164L163 232L159 230V236L158 237V233H156V230H155V226ZM255 228L251 229L252 226ZM257 225V226H256ZM259 225V226H258ZM261 225V226H260ZM32 228L35 229V231H31L32 229L29 228ZM36 226V227H34ZM47 226H48V229H47ZM65 226V227H64ZM99 226V227H98ZM183 226H186L185 228ZM15 228L13 230H11L10 228ZM46 227V228H45ZM67 227V229H66ZM77 227V228H76ZM98 227V228H97ZM141 227L144 229H142L141 231ZM249 227V228H248ZM11 230V232L8 231V229ZM45 228V229H44ZM64 228V229H63ZM83 228V229H82ZM136 228V230H135ZM138 228V229H137ZM148 229L147 232L145 229ZM163 228V229H162ZM184 228V229H182ZM248 228V229H247ZM257 228V229H256ZM7 229V230H6ZM30 229V232L29 230ZM47 229V230H46ZM82 229V230H81ZM100 229V230H99ZM152 232H150L149 231ZM154 229V230H152ZM239 229V230H238ZM250 229V230H249ZM20 230V231H18ZM22 230V231H21ZM64 230V231H63ZM77 230V231H76ZM81 230V231H80ZM96 230V231H95ZM139 230V232H138ZM172 230V231H171ZM233 231H236L237 230V233L236 232H232ZM244 230H246L247 234L249 237H247L246 233L243 232ZM249 230V231H248ZM255 230V231H253ZM50 231V232H49ZM84 231V232H83ZM155 231V232H154ZM167 231H171V232H167ZM242 231V232H241ZM7 232V234H6ZM21 233L20 234H18ZM62 232V233H61ZM71 232V233H70ZM83 232V233H82ZM91 232V233H90ZM97 232V234H95ZM185 232V233H184ZM188 232V233H186ZM240 232V233H238ZM249 232H250V235H249ZM11 233V234H10ZM15 233V234H14ZM23 233V235H22ZM25 233H26V236H25ZM32 233H36L37 235H33ZM69 233V234H68ZM86 233V234H84ZM99 233V234H100ZM127 233L128 234V237H127ZM136 233V234H135ZM165 233H167L168 235V238L170 236V234L172 235L170 237V239H167V237L164 236L163 238V234L165 235ZM255 236V234H257ZM9 234V235H8ZM14 234V235H13ZM18 235L15 236V235ZM76 234V236H75ZM135 234V235H134ZM142 234V235H140ZM155 234V235H154ZM180 235V236H177V235ZM192 234V235H191ZM230 234V233H229ZM244 234V235H243ZM13 235V236H12ZM41 235V236H42ZM57 235V236H56ZM63 235V236H62ZM71 235V236H70ZM73 235V236H72ZM85 235V236H83ZM99 237V239L96 237ZM130 235V236H129ZM147 235V236H146ZM190 237H189V236ZM233 235V236H232ZM240 235V236H239ZM7 236V237H6ZM11 236H12V239H11ZM16 238H15V237ZM37 236V238L34 239V237ZM88 236V237H87ZM138 236V237H137ZM147 238H146V237ZM253 236V238H252ZM255 236V237H254ZM87 237V238H86ZM135 237L137 238L135 240ZM141 237V241L144 243V244H139L141 242L140 241V238ZM180 237V239H179ZM186 239H184V238ZM251 237V238H250ZM71 238H73L71 240ZM74 238L76 239L75 241L78 240V242H75L74 241ZM87 239L86 242L88 240H91L89 241L87 244L86 242L84 241V239ZM89 238V239H88ZM92 238V239H91ZM131 238V239H130ZM134 238V240H133ZM146 238V239H144ZM149 238V239H148ZM162 239V241H164L163 243H165L167 246V248H170L169 250L166 248V250H168L166 252V250H161L159 248H157L155 245H152V243L154 244V242L158 239ZM176 238V239H175ZM179 239V243H178V239ZM184 239L183 241L181 239ZM189 240H188V239ZM208 238V237H207ZM237 238V240H236ZM247 238V239H245ZM249 238V239H248ZM39 239V240H38ZM74 241V244L73 242L71 243L69 240ZM139 239V240H138ZM144 239V240H143ZM147 239L149 240V242H146L145 244V241H147ZM9 240V242H8ZM24 240V241H23ZM55 240V241H54ZM83 240V241H82ZM131 240V241H130ZM171 240V241H170ZM175 240V241H174ZM186 240V241H185ZM234 243H233V241ZM251 240V242L249 241ZM256 240L257 242L259 241V243H256ZM21 241V242H20ZM69 241V242H67ZM93 241V242H92ZM100 241V244L101 245H97ZM126 241V242H125ZM128 241V243H127ZM154 241V242H152ZM237 241V242H236ZM245 241V242H244ZM33 242V243H32ZM69 243L67 245V243ZM84 242V243H83ZM98 242V243H97ZM131 242V243H130ZM169 242H171V244L169 245ZM173 242V243H172ZM182 242V244H181ZM240 242V243H239ZM19 243L18 245H15ZM54 243V245L51 247V245ZM77 243H80L81 244V247L83 248H80V244H77ZM93 243V244H92ZM97 243V244H96ZM177 243V244H176ZM208 243V244H207ZM212 242H210L211 244ZM239 243L240 245V248H239V245H237ZM246 243V244H244ZM7 244V245H6ZM10 244V245H9ZM13 244V245H12ZM132 244V245H131ZM136 244V245H135ZM174 244V245H173ZM193 245L190 246V245ZM209 242H206L204 244H202L203 246H201L202 248H207L205 250L207 251H212L214 250L215 251V245L214 244H211L213 246H210ZM248 244V246H247ZM262 247H261V245ZM3 247H2V246ZM45 245V246H46ZM73 245V246H72ZM75 245V246H74ZM89 245V246H88ZM135 245V246H134ZM148 247V245H152V249L156 250L157 252L154 253V250L152 251L151 250V246L150 248ZM184 245V247H183ZM186 245V246H185ZM205 245V246H204ZM234 245V246H233ZM249 245L251 247H249ZM258 247H257V246ZM11 246V247H9ZM13 246V247H12ZM78 246V247H77ZM96 246V247H94ZM137 246V248H136ZM140 246V247H139ZM174 246V248H173ZM180 246V247H179ZM199 246V245H198ZM254 246V247H253ZM74 247V249H73ZM76 247V248H75ZM99 247V249L97 248ZM100 247L103 249V250H106V252H103V250L101 249L100 251ZM13 248H14V252L12 253L13 251ZM49 248V249H48ZM53 248V249H52ZM144 251V249H146V251L142 252V249ZM178 249V251L174 250V249ZM247 248V249H246ZM251 250H249V249ZM254 248V249H253ZM2 249V250H1ZM12 249V250H11ZM77 250L75 252H73L72 250ZM86 249V250H85ZM89 249V250H88ZM98 249V250H96ZM120 251H118V250ZM126 249L127 252L124 250ZM149 249V251H148ZM160 251H158V250ZM191 249V250H190ZM228 249V248H226ZM5 250V251H4ZM49 250V251H48ZM52 250V251H51ZM67 250V251H66ZM82 250V251H81ZM132 250L134 251L133 253H137L138 251V255H134L132 254ZM151 250V251H150ZM182 250V251H181ZM248 250V251H247ZM262 250H264V248H262ZM7 251V252H6ZM51 251V252H50ZM71 251V254L70 252ZM175 251V252H174ZM212 251V252H214ZM244 251L246 252L244 254ZM256 251V252H255ZM11 252V254H10ZM63 252V255L62 253ZM79 252V253H78ZM81 252H84V253H81ZM119 252V254H118ZM124 254L125 256L121 255L120 254ZM131 254H130V253ZM159 252V253H158ZM166 252V253H165ZM170 252L172 253L170 255ZM177 252L179 254H177ZM243 252V253H242ZM77 253V256L78 254L80 255V257H74L76 256L75 254ZM104 253V254H103ZM106 253V254H105ZM146 253V254H145ZM185 253V254H183ZM191 253V254H189ZM242 255H241V254ZM249 253V254H248ZM258 253V254H257ZM64 254H68L65 256L66 260L67 258L71 259L72 256L74 259V261L71 259V262L68 260V261H64L65 258H63ZM70 254V255H69ZM74 254V255H72ZM84 254V255H83ZM109 257H108V255ZM119 256H118V255ZM129 254V255H128ZM141 254V255H140ZM152 254V255H151ZM161 254V255H160ZM167 254V255H165ZM177 254V255H176ZM53 255V257L51 256ZM97 255V256H96ZM107 255V256H105ZM121 255V256H120ZM187 257H186V256ZM199 253H197L195 256L198 257ZM247 255V256H246ZM10 256V257H9ZM48 256V257H47ZM93 256V257H92ZM111 256V257H110ZM124 258H123V257ZM126 256H129L126 257ZM139 258H137V257ZM151 256V257H150ZM156 256V257H155ZM166 256V257H165ZM169 256V257H168ZM180 259H179V257ZM185 256V257H184ZM3 257V258H2ZM5 257V259H4ZM8 257V258H6ZM82 257V258H81ZM86 257H90L91 258V261L87 260L88 258ZM145 257L147 258H151L150 261L149 259L147 260ZM164 257V258H163ZM167 257H168V260H167ZM175 257V258H174ZM248 257V258H247ZM2 258V259H1ZM51 258V259H50ZM55 258V259H53ZM79 258V259H77ZM97 260H96V259ZM127 258V259H125ZM142 258L144 260H142ZM156 258V259H155ZM162 258V259H161ZM186 260H184V259ZM237 258V259H236ZM63 261H62V260ZM108 259V261H107ZM110 259V261H109ZM114 259V260H113ZM135 259H137L135 261ZM171 259V260H170ZM174 259V260H173ZM7 260V261H6ZM161 260V262H160ZM242 262H241V261ZM115 261V262H114ZM168 261V262H167ZM174 261V262H173ZM178 261H181V262H178ZM235 261V262H236ZM244 261V262H243ZM15 262V261H14ZM59 262V263H58ZM61 262V263H60ZM75 262L73 264H75ZM77 263L76 264H81V263ZM94 262V263H93ZM112 262V263H111ZM136 262V263H135ZM155 262V263H154ZM159 262V263H158ZM171 262V263H170ZM188 262V263H187ZM85 263H82V264H85ZM1 264V262H0Z\"/></svg>",
	"mask_w": 264,
	"mask_h": 264
},
{
	"label": "bare ground",
	"instance_id": "bare-ground-1",
	"mask_svg": "<svg viewBox=\"0 0 264 264\" xmlns=\"http://www.w3.org/2000/svg\"><path fill=\"white\" fill-rule=\"evenodd\" d=\"M75 1V3H76V16L77 17H79V18H81V21H83L84 20V18H87V17H85L86 15V13L84 14V12H86V10L88 9V6H89V3L92 1V0H74ZM117 1V0H116ZM148 0H123L122 2H124L122 5H123V9H122V15L120 14L119 16H117V18L119 19V17L121 18V20H122V17H124V18H130V16L131 17H134V16H136V15H138V14H140V12L142 11V10H144V8L146 7V2H147ZM194 1V0H193ZM192 1V2H193ZM199 0H196L195 1V5H196V7H195V9H196V11L197 10H199V11H203L204 13H206V15L208 14H210V15H214L212 18H214V17H216V18H214V20H216L217 18H218V16H220L221 15V12L220 11H222V10H220V6L219 5H221L222 4V6L224 7V5H227L226 6V8H228V10L224 13V19H222V21L224 22V20H225V25H226V27L228 28V30H229V33H227V34H229V36L227 35V37L226 38H223V44H222V46L221 47H219L214 53H212L213 54V56H212V64H210V60H208L209 61V64L211 65V66H213V68L212 69H210L212 72H210V73H214L215 72V74L216 73H218L219 72V74L220 73H222L223 75H224V77L223 76H220L221 77V80H222V77H223V79H225L224 80V84H221V85H224V87L223 86H221L220 85V83L218 82V86H221V87H223V89L221 88V90H223V91H221V93H220V91H218L217 90V88H215L216 86L214 85V87L212 88V93H214V88L216 89V92H215V94L214 95H216V93L217 94H221V96L219 97L218 95H217V97L215 96V97H213L212 96V98L211 99H208V100H206L204 97L206 96H204V95H202V96H204L203 98H204V101L205 102H207V103H205L203 100H201V101H203L204 102V104L206 105V111L204 112V111H201L202 109H198L199 107H201L200 105V102L201 101H198V104H200L199 106L197 105V103H196V105L198 106V112L196 111V108H195V111H196V113H198V114H205V117L204 116H201V117H203V118H205L206 119V116L208 117V116H212V115H221V114H223V113H225L226 111H225V108L226 107H228L229 105H230V103H232L234 100H237L238 99V101H239V98L242 100V98H243V100L242 101H245L246 102V100H244V93H245V91H247V88L249 87H247V82H249V81H246L247 79H249L250 78V74H251V76L253 75L252 74V68H253V66H255V64H257L255 61V63H253L254 65H252V61H253V56H252V50L254 49V47H253V49L252 50H250L251 48L249 47V50L251 51V56H248V55H246V54H244L243 52H241L242 50H240V45H238V47L236 46V44H240V41H242L243 40V38H246L247 37V35H248V29H249V27L251 26V23H255V22H253L254 20L253 19H255L256 17V13H257V11L259 10V9H262V8H264V0H201L202 2L200 3V2H198ZM58 2V1H57ZM62 2V1H61ZM61 2H59L60 3V5H61ZM121 2V1H120ZM151 2V1H150ZM191 1H190V3H192ZM44 3V2H43ZM63 3V2H62ZM106 3V2H105ZM174 3V2H173ZM48 3H46V6L48 7L47 9H50L49 8V6L47 5ZM55 4V3H54ZM45 4H43V6H44ZM51 5V4H50ZM63 5V4H62ZM75 5V4H74ZM179 5V4H178ZM194 5V6H195ZM41 6H42V2H41ZM40 6V7H41ZM99 6V5H98ZM39 7V8H40ZM45 7V6H44ZM58 7H59V5H58ZM64 6H62V8H63ZM92 7V6H91ZM95 7H96V5H95ZM179 7V6H178ZM191 6H189V8H190ZM52 8V7H51ZM93 8V7H92ZM98 8V7H97ZM96 8V9H97ZM113 8V5L112 6H110V5H107V4H101V7L99 8L100 9V11H99V9H97L98 11H96V10H94L95 12H97L96 13V17H97V19L99 20V22L104 26L105 25V21H109L110 19V14H111V9ZM225 8V7H224ZM44 9V8H43ZM42 9V10H43ZM55 9V8H54ZM93 9H95V8H93ZM192 9V8H191ZM23 10V9H22ZM41 10V9H40ZM53 11V9H50V10H48L47 12H50V11ZM67 10V9H66ZM74 10V11H75ZM92 10V9H91ZM262 10H264V9H262ZM72 11V10H71ZM116 11V10H115ZM190 11V10H189ZM23 12V11H22ZM38 13H41V12H39V11H37ZM54 13H55V11H53ZM60 12V11H59ZM73 12V11H72ZM148 12V11H147ZM193 12V11H192ZM259 12H260V10H259ZM44 13V12H43ZM42 13V14H43ZM94 13V12H93ZM187 13H189V12H187ZM193 13H195V15L197 14L196 12H193ZM200 13V12H199ZM199 13H198V15H199ZM27 14V13H26ZM30 14L31 13H29V17H31L30 16ZM48 14V13H47ZM50 14V13H49ZM119 14V13H118ZM33 16H34V13L32 14ZM41 15V14H40ZM44 15V14H43ZM45 15H46V13H45ZM53 14H52V12H51V16H52ZM67 15V14H66ZM93 15V14H92ZM95 15V14H94ZM93 15V16H94ZM197 15V16H198ZM205 15V14H204ZM206 15H205V18H206ZM262 15V14H261ZM33 16L31 17L32 19H33ZM38 16V15H37ZM48 16H50V15H48ZM54 16L56 17V14H54ZM200 16H203V15H200ZM23 17H25V15L23 16ZM29 17H27V18H29ZM35 17H36V14H35ZM34 17V18H35ZM41 17H42V15H41ZM45 17V16H44ZM90 17H92L91 16V14H90V16L88 17V18H90ZM188 17V16H187ZM255 17V18H254ZM260 17V16H259ZM27 18H24V19H27ZM38 18H39V16H38ZM51 18V17H50ZM116 18V20H118ZM123 18V19H124ZM191 18V17H190ZM202 18H204V17H202ZM201 17L199 18V19H202ZM212 18H211V20H212ZM46 19H48V17H46ZM45 19V20H46ZM158 19V18H157ZM188 19V18H187ZM192 19H194L193 18V16H192ZM207 19V18H206ZM256 19H258V18H256ZM29 20H30V18H29ZM36 20V19H35ZM45 20H44V22H45ZM51 20V19H50ZM120 20V19H119ZM118 20V21H119ZM190 20V19H189ZM196 20V18L194 19V21ZM204 19H202V21H203ZM26 21V20H25ZM34 20H32V22H30V23H34L33 22ZM39 21V20H38ZM132 21V20H131ZM136 21V20H135ZM198 21H200V20H197V22ZM209 21V20H208ZM221 21V20H220ZM221 21V24L220 23H218V21H217V23L218 24H220V25H222L223 26V22ZM255 21H257V20H255ZM71 22V21H70ZM74 22V21H73ZM191 22V21H190ZM203 22H205L206 24H208L207 23V21H203ZM261 22V21H260ZM28 23V22H27ZM38 23V22H37ZM40 23V22H39ZM75 23V22H74ZM82 22H79L78 24L76 23V24H74V25H61L60 24V26L58 27V31L60 32V35H61V38H62V40H66V39H68V38H70L71 36H74V35H77L79 32H84L85 31V27H84V24L82 25L81 24ZM110 23H111V20H110ZM109 22H108V24H110ZM120 23H121V21H120ZM125 23V22H124ZM126 23H127V25L126 24H124L126 27L128 26V22L126 21ZM189 23V22H188ZM210 23V22H209ZM215 23V22H214ZM223 23V24H222ZM36 24V23H35ZM50 24V23H49ZM52 24H53V22H52ZM139 24V23H138ZM195 24V23H194ZM193 24V25H194ZM200 24V23H199ZM201 24H202V22H201ZM200 24V25H201ZM218 24H217V26H218ZM258 24H259V22H258ZM27 25V24H26ZM36 25H39V24H36ZM36 25H35V27H36ZM122 25V24H121ZM124 25H122V26H124ZM202 25H204V24H202ZM202 25H201V27H202ZM213 25V24H212ZM211 25V28L212 27H214V25L212 26ZM216 25V24H215ZM224 25V26H225ZM260 25H262V22L260 23ZM20 26V25H19ZM28 27H29V24L27 25ZM40 26H41V23H40ZM86 26V25H85ZM87 26H89V25H87ZM101 26V25H100ZM99 26V27H100ZM107 26V25H106ZM111 26V25H110ZM109 26V27H110ZM117 26H119V25H117ZM122 26H119V30H118V32H120V30H121V27ZM198 26V25H197ZM223 26V27H224ZM259 26V25H258ZM38 27V26H37ZM48 27V25L46 26V29H48L47 28ZM92 27H94L93 25H92ZM115 26L113 25V28H114ZM138 27V26H137ZM193 27H196L195 25L193 26ZM200 27V28H201ZM204 27V26H203ZM202 27V28H203ZM207 27V26H206ZM206 27H205V29H206ZM209 27V26H208ZM207 27V28H208ZM252 27V26H251ZM250 27V28H251ZM262 27H264V25H262ZM26 28V27H25ZM41 28V27H40ZM39 28V29H40ZM101 28V27H100ZM111 28V27H110ZM117 28V27H116ZM116 28H114V29H116ZM220 30H221V28L220 27H218ZM259 28H261V26H259ZM34 29V28H33ZM93 29H95V28H93ZM107 29V27L105 28L104 27V29H100V32H98L97 30V28H96V31L97 32H94V30H92V32H91V34H95V33H97V35H100V36H98V37H101V35L103 34V35H105V36H108V32H106L105 30ZM126 29V28H125ZM137 29V28H136ZM144 29V28H143ZM205 29H203V30H205ZM209 29V28H208ZM213 29V28H212ZM215 29V28H214ZM219 29H216L215 31H212V33L213 32H216L217 33V30H219ZM224 29H225V27H224ZM224 29H223V32H224ZM257 29H258V27H257ZM262 29V28H261ZM26 30V29H25ZM29 30V29H28ZM110 30H112V29H110ZM165 30V29H164ZM192 29H190V31H191ZM197 30V29H196ZM207 30V29H206ZM226 31L225 32H227V29H225ZM253 30V29H252ZM260 30V29H259ZM41 31V30H40ZM51 31V30H50ZM87 31H89V29L87 30ZM122 31V30H121ZM126 31V30H125ZM139 31V30H138ZM188 31V30H187ZM197 31H199V30H197ZM250 31V30H249ZM256 31H258V30H256ZM261 31V30H260ZM33 32V31H32ZM42 32V31H41ZM40 32V33H41ZM45 32V31H44ZM124 32V31H123ZM123 32H120V34L122 33L123 34ZM207 32V31H206ZM205 32V33H206ZM209 32H211V31H209ZM253 32V31H252ZM255 32V31H254ZM253 32V33H254ZM47 33H48V31H47ZM204 33V34H205ZM211 33V34H212ZM250 33H251V31H250ZM262 33H264V32H262ZM110 34V37L112 38V39H114L113 37H116V35H115V33H109ZM138 34V33H137ZM203 34V35H204ZM207 34H209L210 35V33H206L205 35L207 36ZM218 34V33H217ZM220 34V33H219ZM226 34V33H225ZM28 35V34H27ZM45 35V34H44ZM103 35H102V37H103ZM197 35H199L198 34V32H197ZM202 35V34H201ZM204 35V36H205ZM221 35L223 36V33H221ZM255 35H257V39H258V35L259 34H256L255 33ZM7 36V35H6ZM41 36V35H40ZM94 36V35H93ZM140 36V35H139ZM222 36H220V38L222 39ZM262 36H264V34H262ZM261 36V37H262ZM95 37V36H94ZM97 37V38H98ZM101 37V38H102ZM202 37V36H201ZM209 37V36H208ZM224 37V36H223ZM251 37H252V35H251ZM41 38V37H40ZM39 38V39H40ZM204 38V37H203ZM255 38V37H254ZM253 38V40H255ZM92 39H94V38H92ZM99 39V38H98ZM103 39V38H102ZM101 39V40H102ZM195 39V38H194ZM256 39V40H257ZM42 40V39H41ZM74 40V39H73ZM206 40V39H205ZM209 40V39H208ZM256 40L254 41V43H256L257 45L259 44V41H258V43L256 42ZM262 41H261V43L262 42H264V38H262L261 39ZM145 41V40H144ZM143 41V42H144ZM179 41L180 42H182V43H184L183 41H181L180 39H179ZM217 41V40H216ZM22 42V41H21ZM103 42H105V40L103 41ZM143 42H142V44H143ZM191 42V41H190ZM243 42V41H242ZM244 42H246V41H244ZM244 42H243V44H242V47H244L243 45H245L244 44ZM251 42V41H250ZM181 43V44H182ZM187 43V42H186ZM219 43V42H218ZM217 43V44H218ZM222 43V42H221ZM253 43V44H254ZM19 44V43H18ZM108 44V43H107ZM175 44V43H174ZM7 45H9V43L7 44ZM14 45V44H13ZM27 45V44H26ZM191 45V47H193L192 45L193 44H190ZM256 45V46H257ZM6 46V45H5ZM183 46H184V44H183ZM185 46H187V44L185 45ZM189 46V45H188ZM187 46V47H188ZM251 46H252V44H251ZM54 47V46H53ZM97 47V46H96ZM106 47H110L109 45L108 46H106ZM171 47V46H170ZM178 47V46H177ZM264 48V47H262V45H259V48ZM4 48V47H3ZM8 48V47H7ZM90 48V47H89ZM89 48H87L86 50L88 51L89 50ZM94 48V47H93ZM100 48V47H99ZM185 48V47H184ZM257 48H258V46H257ZM256 48V49H257ZM260 48V50L262 51V49ZM111 49V51H112V48H110ZM109 49V50H110ZM174 49H175V47H174ZM195 49V48H194ZM242 49H245V48H242ZM256 49H254V50H256ZM4 50H6V48L4 49ZM3 50V51H4ZM35 50H36V48H35ZM106 50H108V49H106ZM181 50V47H180V49H179V51ZM190 49H185V53L187 52L188 53V51H189ZM192 50V49H191ZM210 50V49H209ZM258 50V49H257ZM260 50H258V51H260ZM9 51V50H8ZM83 51H85V49L83 50ZM98 51V50H97ZM111 51H109V53L111 52ZM177 51H178V49H177ZM10 52V51H9ZM13 52V51H12ZM27 52V51H26ZM37 52H39V51H37ZM120 52V51H119ZM176 52V51H175ZM191 52V51H190ZM248 52V51H247ZM256 52V51H255ZM7 53V52H6ZM113 53V52H112ZM183 53V52H182ZM257 54H258V52H256ZM261 53V52H260ZM11 54V53H10ZM39 54V53H38ZM116 54H118L117 52H116ZM172 54V53H171ZM176 54H178V52H176ZM175 54V55H176ZM12 55V54H11ZM35 55H37L36 54V52H35ZM113 55V54H112ZM114 55H115V53H114ZM130 55V54H129ZM174 55V56H175ZM179 55V54H178ZM181 55V54H180ZM210 55V54H209ZM253 55H254V52H253ZM14 56V55H13ZM16 56V55H15ZM38 56V55H37ZM36 56V57H37ZM203 56V55H202ZM254 56H256V55H254ZM22 57V56H21ZM35 57V56H34ZM40 56H38V58H39ZM42 57V56H41ZM70 57V56H69ZM85 57H87V56H85ZM176 57H177V59H178V56L176 55ZM198 57H200V56H198ZM210 57V56H209ZM258 57H260V54H259V56ZM32 58V57H31ZM136 58V57H135ZM142 58V57H141ZM208 58V57H207ZM15 59V58H14ZM86 59V58H85ZM134 59V58H133ZM210 59V58H209ZM33 60V59H32ZM94 60V59H93ZM167 60V59H166ZM171 60V59H170ZM173 60V59H172ZM179 60V59H178ZM262 60H264V59H262ZM44 61V60H43ZM78 61V60H77ZM176 61V60H175ZM174 61V62H175ZM181 61V60H180ZM180 61H179V64H180ZM182 61H184V60H182ZM196 61V60H195ZM7 62V61H6ZM39 62H42V61H39ZM133 62V61H132ZM134 62H136L135 60H134ZM147 62V61H146ZM8 63V62H7ZM167 63V62H166ZM172 63H173V61H172ZM183 63V62H182ZM40 64V63H39ZM94 64H95V62H94ZM117 64V63H116ZM160 64V63H159ZM162 64V63H161ZM194 64H195V62H194ZM193 64V65H194ZM198 64V63H197ZM208 64V65H209ZM8 65H9V63H8ZM181 65V64H180ZM6 66V65H5ZM86 66V65H85ZM88 66V65H87ZM90 66V65H89ZM94 66V65H93ZM122 66V65H121ZM192 66V65H191ZM201 66V65H200ZM262 66H264V65H262ZM12 67V66H11ZM133 67V66H132ZM171 67V66H170ZM1 68V67H0ZM4 68V67H3ZM2 68V69H3ZM88 68V67H87ZM174 68V67H173ZM180 68V67H179ZM178 68V69H179ZM184 67H182V69H183ZM210 68V67H209ZM259 68H261V67H259ZM262 68H264V67H262ZM172 69V68H171ZM177 69V68H176ZM181 69V70H182ZM200 69V68H199ZM205 69V68H204ZM208 69V68H207ZM258 69V68H257ZM91 70V69H90ZM184 70V69H183ZM209 70V71H210ZM254 70H256V69H254ZM259 70V69H258ZM17 71H19V70H17ZM88 71V70H87ZM98 71V70H97ZM172 71H174V69L172 70ZM190 71V70H189ZM198 71V70H197ZM250 71H251V73H250ZM27 72V71H26ZM92 72H94L93 70H92ZM169 72H171V71H169ZM174 72H176V70L174 71ZM258 72V71H257ZM262 72H264V71H262ZM261 72V73H262ZM86 73H88V72H86ZM206 73V72H205ZM254 73H256V72H254ZM18 74V73H17ZM93 74V73H92ZM92 74H91V76H92ZM156 74V73H155ZM163 74H166V73H163ZM171 74H173V75H175L174 73H171ZM170 74V76H172L173 78L174 77H176V76H178V74H179V72L176 74V76H173V75H171ZM33 75V74H32ZM72 75V74H71ZM76 75V74H75ZM86 75V74H85ZM167 76L169 75V74H166ZM183 74L181 73V76H182ZM213 75V74H212ZM221 75V74H220ZM260 75V74H259ZM262 75H264V74H262ZM3 76V75H2ZM30 76V75H29ZM49 76V75H48ZM89 76V75H88ZM162 76H164V75H162ZM166 76V77H167ZM170 76H169V78H170ZM214 76H217V75H214ZM213 76V77H214ZM255 76H257V73H256V75ZM255 76H253L252 78H255ZM22 77V76H21ZM182 77H184V76H182ZM218 77V79H219V76H217ZM216 77V78H217ZM7 78V77H6ZM77 78V77H76ZM127 78H128V75H127ZM163 77H160V79H162ZM168 78V77H167ZM167 78H164V79H167ZM178 77H176V79H177ZM210 78V77H209ZM257 78H258V76H257ZM22 79V78H21ZM111 79V78H110ZM181 79V78H180ZM251 79V78H250ZM261 79V78H260ZM14 80V79H13ZM71 80V79H70ZM73 80V79H72ZM132 80V79H131ZM163 80V79H162ZM178 80V79H177ZM212 80H213V78H212ZM217 81V79H214V82H216ZM256 81H257V79H255ZM27 81V80H26ZM134 81V80H133ZM132 81V82H133ZM164 81H166V80H164ZM163 81V82H164ZM168 82H170V80H167ZM186 81V83H188V81L187 80H185ZM255 81V82H256ZM42 82H44V81H42ZM158 82H159V80H158ZM161 82V81H160ZM173 82H175V83H178L179 81H174L173 79H172V83L170 82V84H173ZM210 82H212L211 80H210ZM255 82H254V85L255 86H257V88H256V90L257 89H259L258 88V82H257V85L255 84ZM11 83V82H10ZM27 83V82H26ZM151 83V82H150ZM150 83H148V84H150ZM156 83V82H155ZM166 83V82H165ZM181 85L180 86H183L182 85V82L180 81L179 82ZM178 83V84H179ZM185 83V84H186ZM221 83H223V82H221ZM30 84V83H29ZM69 84V83H68ZM146 84H147V82H146ZM152 84V83H151ZM150 84V85H151ZM161 84V83H160ZM159 84V85H160ZM167 84L168 83H166V90L165 89H163L164 87H163V85H160L161 87H162V89L163 90H165V92L169 89V88H171L172 90H174L176 87H174V89L172 88V87H169V88H167L168 86H169V84H168V86H167ZM190 84V83H189ZM214 84V83H213ZM212 84V85H213ZM215 84H217V83H215ZM251 84V83H250ZM10 85V84H9ZM14 85V84H13ZM34 85V84H33ZM56 85H58V84H56ZM158 85V86H159ZM165 85V84H164ZM11 86V85H10ZM27 86H29V85H27ZM152 86V85H151ZM150 86V87H151ZM156 86H157V83H156ZM159 86V87H160ZM170 86H172V85H170ZM174 86H175V84H174ZM179 86V85H178ZM186 86V85H185ZM5 87V86H4ZM67 87H68V85H67ZM137 87V86H136ZM149 87V86H148ZM159 87H157V88H159ZM160 87V88H161ZM189 87V86H188ZM192 87V86H191ZM252 85H251V88H250V90H251V92L252 91H254L253 89H252ZM7 88V87H6ZM147 88V87H146ZM156 88V87H155ZM154 88V89H155ZM182 88V87H181ZM203 88V87H202ZM219 88V87H218ZM254 89H255V87H253ZM162 89H158V90H161L162 91ZM179 89H180V87H179ZM182 89H184V88H182ZM71 90V89H70ZM91 90V89H90ZM156 90V89H155ZM190 90V88L187 90H185V94H187L186 92L187 91H189ZM214 90V91H213ZM248 90H249V88H248ZM143 91H145V89L143 90ZM147 91H149L150 92V89L149 90H147ZM170 91V90H169ZM174 91H177V92H174V93H176V94H179V91L176 89V90H174ZM183 91L184 90H181V92L183 93ZM207 91V90H206ZM259 91V90H258ZM257 91V92H258ZM94 92V91H93ZM110 92V91H109ZM158 92V91H157ZM180 92V93H181ZM191 92V91H190ZM210 92H211V90H210ZM219 92V93H218ZM256 92V91H255ZM7 93V92H6ZM86 93H87V91H86ZM88 93H90V92H88ZM144 93V92H143ZM151 93V92H150ZM153 93V92H152ZM154 93H156V91L154 92ZM159 93V92H158ZM198 93V92H197ZM248 93H249V91H248ZM261 93V92H260ZM51 94V93H50ZM160 94V93H159ZM163 94H165V93H163ZM205 94H207V93H205ZM209 94V93H208ZM219 94V95H220ZM246 94H247V92H246ZM262 94V93H261ZM10 95V94H9ZM104 95V94H103ZM141 95V94H140ZM152 95L153 94H151V98H153L154 99V97H159L158 95L157 96H154V97H152ZM162 95V94H161ZM160 95V96H161ZM184 95V94H183ZM188 96H187V101L188 102H191V100H190V98L191 97H189L190 96V94L188 93L187 94ZM193 95H195L194 93H193ZM251 95V94H250ZM249 95V96H250ZM257 96H258V93L256 94ZM255 95V96H256ZM8 96V95H7ZM11 96V95H10ZM85 96V95H84ZM83 96V97H84ZM109 96H110V94H109ZM166 96V95H165ZM170 96V95H169ZM172 96V95H171ZM186 96V95H185ZM209 96H211V95H209ZM242 96H244V97H242ZM249 96H247V97H249ZM253 96V95H252ZM9 97V96H8ZM89 97H90V95H89ZM118 97V96H117ZM175 97H176V95H175ZM189 97V98H188ZM193 98L195 97V96H192ZM242 97V98H241ZM247 97H245L246 99H248ZM33 98V97H32ZM67 98V97H66ZM91 98V97H90ZM162 98V97H161ZM165 97L163 96V100H169V99H164ZM169 98V97H168ZM172 98H173V96H172ZM171 98V99H172ZM179 98V97H178ZM185 98V97H184ZM196 98V97H195ZM193 99V100H196V99ZM202 98V97H201ZM206 98H208V97H206ZM252 98V100H253V97H251ZM256 98V97H255ZM255 98H254V101H255ZM257 98H261V97H257ZM7 98H5V100H6ZM65 99V98H64ZM87 99V98H86ZM89 99V98H88ZM103 99V98H102ZM106 99H109V98H107L106 97ZM112 99V98H111ZM156 99V98H155ZM157 99H159V98H157ZM171 99H170V101H171ZM182 100H183V98H181ZM262 99V98H261ZM123 100V99H122ZM133 100V99H132ZM160 100V99H159ZM186 100V99H185ZM185 100H184V102H185ZM190 100V101H189ZM198 100V99H197ZM250 98H249V101L251 102L252 101ZM13 101V100H12ZM87 101V100H86ZM99 101V100H98ZM103 101V100H102ZM116 101H117V99H116ZM158 101V100H157ZM162 101V100H161ZM186 101V102H187ZM232 101V102H231ZM241 101V102H242ZM259 101V100H258ZM28 102V101H27ZM96 102V101H95ZM105 102H107L106 100H105ZM168 102V101H167ZM167 102H164V104H166ZM176 102V101H175ZM179 102V101H178ZM177 102V103H178ZM185 102V103H186ZM187 102V105H186V107H188V105H189V108L191 107L190 106V104L191 103H188ZM194 102V101H193ZM196 102V101H195ZM240 102V103H241ZM257 102V101H256ZM255 102V103H256ZM33 103V102H32ZM97 103V102H96ZM103 103H104V101H103ZM115 104H116V102H114ZM121 103V102H120ZM124 103V102H123ZM174 103V102H173ZM239 103V104H240ZM247 103V102H246ZM254 103V102H253ZM35 104V103H34ZM39 104V103H38ZM92 104V103H91ZM108 104V103H107ZM112 104V103H111ZM158 104H159V102H158ZM164 104H161L162 106H164ZM179 104V103H178ZM203 104V103H202ZM235 104H237V103H235ZM242 104H243V106H244V102H242ZM174 105V104H173ZM172 105V106H173ZM181 105V104H180ZM183 105H185L184 103H183ZM183 105H181L179 108L181 109V107L183 106ZM192 105H193V103H192ZM232 105V104H231ZM238 105V104H237ZM234 106V108L235 107H237L238 109H235V112H236V110L237 111H240L239 110V107H241L240 105H239V107L238 106ZM246 105V104H245ZM248 105V104H247ZM247 105H246V108H245V110H244V108H243V106H242V109L244 110H242L241 109V112H246V109L248 110V109H250V108H248L247 107ZM250 105V104H249ZM261 106V104H258L257 105V103H256V107L258 108V107H260ZM35 106V105H34ZM49 106V105H48ZM91 106V105H90ZM110 106V105H109ZM118 106V105H117ZM119 106H121V105H119ZM130 106V105H129ZM160 106V105H159ZM166 106H168V105H166ZM175 106V105H174ZM174 106L172 107V108H174ZM179 106V105H178ZM203 106V105H202ZM251 107H253L252 106V102H251V105H250ZM3 107H6V106H3ZM143 107V106H142ZM161 107V106H160ZM165 107V106H164ZM164 107H162V108H164ZM183 107H185V106H183ZM186 107H185V109H186ZM204 107V106H203ZM231 107V106H230ZM255 107V108H256ZM10 108V107H9ZM112 108V107H111ZM116 108V107H115ZM118 108H120V107H118ZM129 108V107H128ZM189 108H188V110H189ZM232 108V107H231ZM234 108H232L233 110H234ZM261 108V107H260ZM259 108V109H260ZM30 109V108H29ZM182 109H184V108H182ZM205 109V108H204ZM203 109V110H204ZM252 109H254V108H252ZM262 109H264V106H262ZM14 110V109H13ZM53 110V109H52ZM139 110V109H138ZM162 110V109H161ZM169 110L171 111V109L169 108ZM173 110V109H172ZM178 110V109H177ZM176 110V111H177ZM187 110V109H186ZM185 110V111H186ZM187 110V111H188ZM261 110V109H260ZM259 110V113L262 115V110L260 111ZM105 111H107V109H105ZM109 111V110H108ZM107 111V112H108ZM160 111V110H159ZM169 111V112H170ZM179 111V113H181L180 112V110H178ZM232 111V110H231ZM255 111H257L256 109L254 110V112H250V113H253V114H251V117H250V114L248 113H246V115H248L249 116V118H253L252 117V115H254L255 114ZM52 112V111H51ZM77 112V111H76ZM82 112V111H81ZM106 112V113H107ZM112 112H114V111H112ZM139 112V111H138ZM141 112H143V111H141ZM149 112V111H148ZM152 113L154 112V111H151ZM157 112V111H156ZM161 112H163V110L161 111ZM161 112H159V114L161 113ZM168 112V113H169ZM189 112L190 111H188V115H189V117H190V114H189ZM201 112V113H200ZM203 112V113H202ZM240 112V113H241ZM7 113V112H6ZM9 113H11V111L9 112ZM29 113V112H28ZM79 113V112H78ZM89 113H90V111H89ZM106 113H105V115H106ZM109 113V112H108ZM144 113H145V111H144ZM144 113H143V115H144ZM147 113V112H146ZM151 113V114H152ZM158 113V112H157ZM156 113V114H157ZM165 113H166V111H165ZM174 113V112H173ZM172 112L170 113V116H171V114L172 115H174ZM183 113H184V111H183ZM191 114H192V112H190ZM71 114V113H70ZM81 114V113H80ZM97 114V113H96ZM102 114H104V113H102ZM117 114H118V112H117ZM120 114V113H119ZM134 114V113H133ZM137 114V113H136ZM139 114H140V112H139ZM150 114V115H151ZM158 114V116H160ZM182 114V113H181ZM186 114V113H185ZM184 114V115H185ZM197 114V115H198ZM203 114V115H204ZM258 114V113H257ZM256 114V115H257ZM26 115V114H25ZM88 115V114H87ZM91 115V114H90ZM94 115H95V113H94ZM93 115V116H94ZM104 115V116H105ZM122 115V114H121ZM120 115V116H121ZM135 115V114H134ZM142 114H140L139 116L140 117H142L143 119H144V116H141ZM148 114H146V116H147ZM154 115V114H153ZM162 115V114H161ZM169 115V114H168ZM183 115V114H182ZM187 114L185 115V116H183V118L184 117H186V116H188ZM238 115H241V114H238ZM83 116H85V114L83 115ZM103 116V117H104ZM109 116V115H108ZM118 116V115H117ZM123 116H125V113L123 114ZM139 116H138V118H139ZM145 116V117H146ZM157 116V115H156ZM166 116H167V114H166ZM175 116H177V115H175ZM181 116V115H180ZM195 117V115H194V110H193V115H192V117ZM200 115H198L197 117H199ZM228 116L229 115H227V118L225 117V116H222V118L223 117H225V119H222L221 117H220V119H222L223 121L224 120H228L229 118H228ZM242 116V115H241ZM245 116V113L243 114V117ZM258 116H260L259 114H258ZM88 117V116H87ZM113 117H115V116H113ZM136 118H137V116H135ZM134 117V118H135ZM148 117V116H147ZM171 117H173V116H171ZM179 117V116H178ZM177 117V118H178ZM182 117V116H181ZM239 117V116H238ZM34 118V117H33ZM48 118V117H47ZM76 118V117H75ZM90 118H91V116H90ZM116 118V117H115ZM124 118V117H123ZM152 118V116L150 117L149 116V119H151ZM164 119V121H165V119H168L167 117H163ZM187 118V117H186ZM191 118V117H190ZM190 118H187L188 119V121H189V119ZM200 118V117H199ZM202 118V120H201V122L202 121H204V119ZM209 118V117H208ZM210 118H212V117H210ZM210 118H209V120H210ZM216 118V117H215ZM219 118V117H218ZM245 118V117H244ZM244 118H240L241 119V121H245V119ZM247 119L246 120H248L249 122L252 120H250L248 117H246ZM35 119V118H34ZM72 119V118H71ZM78 119V118H77ZM80 119H81V117H80ZM142 119V120H143ZM145 119H148V118H145ZM148 119V120H149ZM152 119H154V118H152ZM159 119H160V117H159ZM179 120L178 121H180V118H178ZM192 119V118H191ZM212 119H214V118H212ZM253 119H255V118H253ZM256 119H257V116H256ZM255 119V120H256ZM74 120V119H73ZM79 120V119H78ZM94 120H95V118H94ZM137 120V119H136ZM161 120V119H160ZM174 120V117H173V119H172V121ZM184 120V119H183ZM194 120L196 121L197 119H195L194 118ZM207 120V119H206ZM216 120H217V118H216ZM219 120V119H218ZM217 120V121H218ZM236 120V119H235ZM254 120V121H255ZM262 120V122H264V119H261ZM103 121V120H102ZM101 121V123H103ZM144 121V120H143ZM153 121V120H152ZM163 121V122H164ZM168 121H170V120H167V122ZM171 121V123H173ZM175 121H177V120H175ZM177 121V122H178ZM182 121V120H181ZM180 121V122H181ZM185 121V120H184ZM188 121H186V123L188 122ZM192 121V120H191ZM195 121H192L191 123L194 125V123H195ZM229 121V120H228ZM232 121V120H231ZM248 121H246V123L244 124V126L248 123ZM253 121V122H254ZM49 122V121H48ZM53 122V121H52ZM159 122V121H158ZM180 122L178 123V124H180ZM194 122V123H193ZM201 122H200V124H201ZM205 122V121H204ZM220 121H218V123H219ZM225 122V121H224ZM256 122H258V121H256ZM261 122V124L262 125H260V126H264V123H262ZM32 123V122H31ZM39 123V122H38ZM63 123V122H62ZM87 123V122H86ZM99 123V122H98ZM154 123H156V122H154ZM154 123H152V124H154ZM161 123V122H160ZM159 123V125H161ZM175 123V122H174ZM188 123H190V121L188 122ZM190 123V124H191ZM237 123V122H236ZM236 123H234V120L232 121V125L234 126V124H235V126H237V124ZM76 124V123H75ZM85 124V123H84ZM95 124V123H94ZM117 124V123H116ZM165 124H167V126H170V125H172V124H169V123H165ZM183 124V123H182ZM185 124V123H184ZM196 124V123H195ZM206 124L207 123H205V126H206ZM210 124H211V121H210ZM230 124H231V122H230ZM239 124H241L242 125V123H239ZM238 124V125H239ZM250 124H251V122H250ZM250 124H249V126H250ZM253 124V123H252ZM90 125V124H89ZM102 125H104V124H102ZM120 125V124H119ZM164 125V124H163ZM175 125V124H174ZM187 125V124H186ZM185 125V127L186 128H188L187 126ZM198 125V124H197ZM197 125H196V127H197ZM248 125V124H247ZM246 125V126H247ZM256 124L254 123V126H255ZM28 126V125H27ZM81 126V125H80ZM79 126V127H80ZM153 126V125H152ZM154 126H157V123L154 125ZM154 126L152 127V128H154ZM167 126H166V128H167ZM173 126V125H172ZM176 126V125H175ZM183 126V125H182ZM202 126H203V124H202ZM209 126V125H208ZM212 126V125H211ZM220 126V125H219ZM231 126V125H230ZM243 126V125H242ZM241 126V127H242ZM246 126H245V129H243V130H247V128H246ZM39 127V126H38ZM99 127V126H98ZM104 127H106V131H112V129H113V122H112V120H110V119H108V120H105V126ZM174 127V126H173ZM195 127V126H194ZM199 128H200V125L198 126ZM197 127V128H198ZM204 127V126H203ZM238 127V126H237ZM30 128H32V127H30ZM55 128V127H54ZM102 128V127H101ZM119 128V127H118ZM150 129V130H155V128L154 129ZM176 128V127H175ZM179 128H180V125H179ZM182 128V127H181ZM184 128V127H183ZM205 128V127H204ZM207 128H209V127H207ZM207 128H205V130L204 131H206V129ZM238 128H240V126L238 127ZM253 128V127H252ZM262 128H264V127H261V130H262ZM51 129V128H50ZM49 129V130H50ZM127 129V128H126ZM158 129V128H157ZM161 129V128H160ZM165 129V128H164ZM169 129H170V127H169ZM185 129V128H184ZM215 128H213L212 130H214ZM219 129V128H218ZM236 129V130H235ZM234 130L237 132V128H235ZM249 130H247V131H249V132H251V130H253V129H251L250 130V128H248ZM17 130V129H16ZM48 130V131H49ZM52 130V129H51ZM56 130V129H55ZM76 130V129H75ZM101 130H103V129H101ZM162 130V129H161ZM172 130V129H171ZM186 130V129H185ZM193 130V129H192ZM201 130H203L202 128H201ZM216 130V129H215ZM214 130V131H215ZM229 130H233V129H229ZM233 130V131H234ZM241 130V129H240ZM44 131H47V130H44ZM72 131V130H71ZM91 131V130H90ZM98 131V130H97ZM129 131V130H128ZM133 131V130H132ZM131 131V133L132 134H134L133 132ZM156 131V132H155ZM154 132L155 133H157V131L158 130H155ZM168 131V130H167ZM173 131H174V129H173ZM178 131V130H177ZM194 131H196L195 129H194ZM209 131H211L210 130V128H209V130L207 129V131L206 132H208V133H210ZM218 131V130H217ZM222 131V130H221ZM234 131V134H236V132ZM254 131V130H253ZM40 132V131H39ZM43 132V131H42ZM52 132V131H51ZM79 132H80V130H79ZM84 132V131H83ZM103 132H104V130H103ZM115 132V131H114ZM119 132V131H118ZM160 132V131H159ZM159 132H158V134H159ZM166 132V131H165ZM178 132H180L181 133V130L180 131H178ZM212 132V131H211ZM216 132V131H215ZM238 132H239V130H238ZM238 132H237V134H238ZM248 132V133H249ZM35 133H38V132H35ZM35 133H34V135H35ZM41 133V132H40ZM54 132H52V133H50V135L51 134H53ZM58 133H60V132H58ZM99 133V132H98ZM117 133V132H116ZM138 133V132H137ZM147 132H145V136L147 137V134H146ZM152 133L153 132H151L150 134H148V136L150 135V136H153L152 135ZM155 133H154V135H155ZM223 133H224V131H223ZM231 133V132H230ZM243 134V132H240L238 135H240V134ZM252 133V132H251ZM261 133H264V131H262ZM27 134V133H26ZM31 134V133H30ZM29 134V135H30ZM39 134V133H38ZM38 134H36L34 137H36V136H38ZM89 134H91V133H89ZM102 134V133H101ZM120 133H118V135H119ZM142 133L140 134V135H143ZM176 134V132L174 133V135ZM199 134V133H198ZM202 134V133H201ZM213 134V132L211 133V134H209V136L211 137V135ZM217 134V133H216ZM220 134V133H219ZM228 133H226V135H227ZM232 134V133H231ZM230 134V135H231ZM241 134V135H242ZM244 134H245V132H244ZM250 134V133H249ZM254 132L251 134V137L253 136L254 137V139H255V141H257L256 139L257 138H259L256 134H254ZM2 135V134H1ZM41 135V134H40ZM50 135H46V136H44L45 138H49V137H51ZM73 135V134H72ZM125 135V134H124ZM171 135H173V134H171ZM197 135V134H196ZM196 135H194L195 137H196ZM203 135V134H202ZM229 135V134H228ZM255 135H256V138H255ZM4 136V135H3ZM6 136V135H5ZM41 136H43V135H41ZM47 136H49V137H47ZM77 136H79V135H77ZM76 135H75V137H77ZM129 136V135H128ZM128 136H126V137H128ZM166 136V135H165ZM185 136V135H184ZM187 136V135H186ZM204 136V135H203ZM203 136H201V137H203ZM212 136H214L215 137V135H212ZM233 136V135H232ZM231 136V137H232ZM237 136V135H236ZM244 136V135H243ZM250 136V135H249ZM262 136H264V135H262ZM1 137V136H0ZM44 137H43V139H44ZM81 137V136H80ZM168 137V136H167ZM178 138H179V135L177 136ZM183 137V136H182ZM189 137V136H188ZM195 137H194V139H195ZM200 137V138H201ZM205 137V136H204ZM210 137H208V141H209V138ZM214 137H212L213 139H215ZM239 137V136H238ZM250 137V138H251ZM2 138V137H1ZM30 138V137H29ZM40 138H42V137H40ZM53 138V137H52ZM52 138H49V139H51L52 140ZM94 138V137H93ZM132 138V137H131ZM140 138V137H139ZM142 138H144L143 136H142ZM148 138V137H147ZM154 137H152V139H153ZM156 138V137H155ZM154 138V139H155ZM170 138V137H169ZM198 138V137H197ZM199 138V140H201ZM241 138H242V136H241ZM243 138H246V136H244ZM249 137L247 138V139H245V141H244V139H243V141L244 142H246V143H248L249 141H246V140H249L250 139ZM16 139V138H15ZM48 139V140H49ZM79 139V138H78ZM81 139V138H80ZM125 139V138H124ZM127 139V138H126ZM134 139V138H133ZM132 139V140H133ZM150 139H151V137H150ZM163 139V138H162ZM161 139V141H163V140H165V138L162 140ZM172 139H173V137H172ZM175 139V138H174ZM173 139V140H174ZM207 139V138H206ZM238 139V138H237ZM236 139V140H237ZM252 139V138H251ZM250 139V140H251ZM3 140V139H2ZM42 140V139H41ZM54 140L56 141L57 140V142H60V135L59 134H57L56 133V131H55V133H54ZM77 140V139H76ZM136 140V139H135ZM142 140V139H141ZM143 140H145V139H143ZM147 140V139H146ZM155 140H158V138L157 139H155ZM171 140V139H170ZM176 140V139H175ZM181 139H179V141L178 142H181L182 140H183V138H182V140L180 141ZM186 140V139H185ZM190 140V139H189ZM205 140V139H204ZM211 140V139H210ZM225 140V139H224ZM227 140H228V138H227ZM226 140V141H227ZM262 140H264V139H262ZM15 141V140H14ZM25 141V140H24ZM30 141V140H29ZM34 142V139L33 140H31V142ZM38 141H39V137H38ZM53 141V140H52ZM51 141V142H52ZM83 141V140H82ZM118 141V140H117ZM124 141V140H123ZM125 141H127V140H125ZM131 141V140H130ZM134 141V140H133ZM139 141V140H138ZM154 141V140H153ZM166 141V140H165ZM177 141V140H176ZM176 141H175V143H176ZM196 141H198L197 139H196ZM203 141V140H202ZM202 141H199V143H200V145H201V142ZM205 141H207V140H205ZM212 141V140H211ZM216 141V143L218 142L217 140H214V141H212V142H215ZM231 141V140H230ZM239 141H240V138H239ZM259 141H261V139H259ZM9 142V141H8ZM37 142V141H36ZM61 142H63V141H61ZM79 142V141H78ZM78 142H76V143H78ZM87 142V141H86ZM107 142V141H106ZM145 142V141H144ZM144 142L142 141V143L144 144ZM147 142V141H146ZM152 142V141H151ZM157 142V141H156ZM160 142V141H159ZM164 142V141H163ZM167 142H168V140H167ZM170 142H172V141H170ZM174 142V141H173ZM178 142H177V144H171V145H175V146H179L180 147V144H178ZM186 142V141H185ZM191 142H193V140L191 141ZM195 142V141H194ZM220 142V141H219ZM224 142V141H223ZM229 142V141H228ZM233 143H234V141H232ZM231 142V143H232ZM237 142V141H236ZM242 142V141H241ZM241 142H237V143H234V144H228L229 146H231V147H228V149H231V154H230V156L231 157H229L228 155V157L227 156H224V158H229V159H227L226 161H225V159H223L222 158V160H224V161H220L219 163H218V166L216 167V166H214V167H216V169L218 170V172H217V175H215V176H212V177H210V178H208V179H203V176H201L202 177V179H201V177H200V179L198 180L197 179V182H196V180L195 179H188L189 181H190V183H192L191 182V180L193 181V182H195L194 184H190V183H188L187 184V186H188V189L187 190H185V191H177V190H173V188H174V185H171V186H173V188L171 189V188H166V186H165V188L164 189H158V190H156V191H147V190H145V191H147V192H151L150 194H140V196H134V197H136L137 199H139V202H140V204H141V207H140V209H141V214L143 215V218H144V216H148V218L150 217V218H152L151 216H156V217H158V215H157V213L158 212H162V218L163 219H161V221H164V222H166L167 224H168V226H166V227H171V228H173V236H174V232L175 231H179V230H181V224L182 225H184L183 224V221L185 220V222L187 221V223H188V227H187V229H185V231L187 230L188 232L190 231V233H192L193 234V237H194V240H190V242H192V241H194L195 243H197L198 245L196 246V248H195V250H193L194 252H192V256H191V263L192 264H235V263H237V261L234 259V256H233V254H231V244H230V242H229V236L228 235H230L231 236V232H229L230 231V228H232V227H244L245 225H244V221H245V218H247L246 219V221L249 219L250 220V215L252 214V215H254L257 211H262V209H264V192H262V193H260L259 191H255V190H249V191H246V192H244L245 191V189L247 190V189H250L247 185H246V187H248V188H245V189H242V190H244V191H237V190H233V189H231V188H233L234 186L236 187V184H237V182H241V177H243V175L241 176V175H238L237 174V172H240L239 171V169H238V171L236 170L237 168H239V167H243L242 169H245L244 167H249L247 164H245L246 166H243V164L241 163L240 165H242V166H240L239 165V163H237L236 162V160H237V156L236 157H234L235 155H238V153H239V151H241V153H242V151L243 150H239L238 151V148H237V144L239 143V145H241V144H243V143H241ZM262 142H264V141H261V143ZM38 143V142H37ZM41 142L39 141V144H40ZM50 143V142H49ZM48 143V144H49ZM101 143V142H100ZM99 143V144H100ZM127 143V142H126ZM135 143V142H134ZM137 143V142H136ZM139 143H140V141H139ZM148 143V142H147ZM146 143V144H147ZM150 143V142H149ZM153 143H155V141L153 142ZM182 143H184L183 141H182ZM208 143H210V142H208ZM224 143H227V142H224ZM230 143V142H229ZM241 143V144H240ZM250 143V142H249ZM257 143H258V141H257ZM260 143V142H259ZM29 144V143H28ZM42 144V143H41ZM128 144V143H127ZM132 144H133V142H132ZM157 144H158V142H157ZM157 144H155V145H157ZM163 144H165V142L163 143ZM168 145L167 146H169V143H167ZM185 144V143H184ZM194 143H192V145H193ZM203 144H205V143H203ZM215 144V143H214ZM220 144H222V143H220ZM262 144H264V143H262ZM32 145H34V144H32ZM47 145V144H46ZM82 145V144H81ZM124 145H125V143H124ZM136 144H134L133 146H135ZM138 146L140 145L141 146V144H137ZM150 145H152V144H150ZM155 145L153 146V147H155ZM159 145V144H158ZM161 145V144H160ZM191 145V143H190V146L189 147H191L192 146ZM196 145V144H195ZM194 145V146H195ZM199 144L197 143V149L199 150V148L200 147H202V146H198ZM227 145V144H226ZM227 145V146H228ZM16 146V145H15ZM28 146V145H27ZM30 146V145H29ZM28 146V147H29ZM36 147L38 146V145H35ZM52 146V145H51ZM55 146V145H54ZM59 146H60V144H59ZM61 146H63V145H61ZM91 146V145H90ZM94 146V145H93ZM109 146V145H108ZM128 146H129V144H128ZM127 146V147H128ZM147 146V145H146ZM166 146V145H165ZM175 146H174V149L176 150V148H175ZM193 146V147H194ZM207 146H209L208 144H207ZM206 146V147H207ZM222 146H224V145H222ZM25 147H26V145H25ZM25 147H23V149L25 148ZM27 147V148H28ZM32 147V146H31ZM49 147V146H48ZM57 147V146H56ZM115 147H117V146H115ZM137 147V146H136ZM157 147H159V146H156L155 148L157 149ZM161 147V146H160ZM159 147V148H160ZM184 147H185V145H184ZM196 147H195V151H196ZM206 147H204L205 149H206ZM210 147H213V149H214V146H210ZM26 148V149H27ZM43 148H47V147H43ZM53 148V147H52ZM51 148V149H52ZM61 148V147H60ZM129 148V147H128ZM139 148V147H138ZM145 148H148V147H145ZM149 148H150V146H149ZM155 148L154 149H152V150H155ZM161 148H163V146L161 147ZM160 148V149H161ZM172 148V147H171ZM170 148V149H171ZM182 147H180V149H181ZM187 148V147H186ZM203 148V149H204ZM227 148V147H226ZM247 148V147H246ZM261 148V147H260ZM19 149V148H18ZM31 149V148H30ZM48 149V148H47ZM47 149H45V150H47ZM92 149V148H91ZM112 149V148H111ZM131 149H133V148H131ZM131 149H130V151H131ZM168 149H169V147H168ZM169 149V150H170ZM173 149V148H172ZM173 149V150H174ZM190 149V148H189ZM201 149V148H200ZM209 149V148H208ZM217 149V148H216ZM215 149V150H216ZM219 149V148H218ZM262 149V148H261ZM16 151H17V148L15 149ZM127 150H129V149H127ZM134 150V149H133ZM139 150V149H138ZM141 150L142 149H140V152L139 153H134L133 152V155L134 154H141ZM150 150V149H149ZM149 150H147L146 149V151H149ZM165 149H163V151H164ZM173 150H171V151H173ZM178 150V149H177ZM177 150L176 151H173V152H177ZM181 150H183V149H181ZM202 150V149H201ZM212 150V149H211ZM250 150V149H249ZM35 151V150H34ZM43 151V150H42ZM49 151H50V149H49ZM81 151V150H80ZM120 151V150H119ZM151 151V150H150ZM161 151H162V149H161ZM179 151V150H178ZM184 151V150H183ZM182 151V152H183ZM190 151V150H189ZM191 151H192V149H191ZM194 151V152H195ZM200 151V150H199ZM205 151V150H204ZM204 151H202V152H204ZM210 151V150H209ZM208 151V152H209ZM214 151V150H213ZM218 151V150H217ZM216 151V152H217ZM237 151H238V153H237ZM252 151V150H251ZM30 152H32V151H30ZM36 152H37V150H36ZM85 152V151H84ZM91 152H92V154L91 155H89V154H87L86 156L84 155V160H80V158H76L77 160L74 162V164L71 166V167H68L67 169L65 168V170H62V171H60V169H59V173H58V176H54L55 178H50L51 179V181H52V179L54 180L55 179V181H53L54 183L53 184H49L48 183V185H49V187L48 186H46L45 188H47L48 187V189L46 190L45 188L40 192L41 193V195L44 197H46V198H49V200L52 202V201H54V200H59V198H57V197H61L60 195L63 193V189L66 187L65 185L68 183V182H70L72 179H76V178H80L81 179V181H82V183L84 184V186L87 188V192H89L90 194H92V192H93V190H94V180H96V182H97V186H99V188H100V190L102 191V193H101V195H99V197L101 196V198H110L111 196H112V198H113V196H114V194H113V189H112V187H111V185H110V182H113V180H112V176H110V179H111V181H109V182H107V183H105L104 184V182L102 181H100V179H99V177L100 176H98L99 175V171L100 172H102V168H105L106 169V167H107V165H109V163H111L113 160H115L116 159V156H115V154L113 153V151H111V150H108V149H103L101 146H99V145H97V148L96 149H92L91 150ZM123 152V151H122ZM122 152H120V153H122ZM143 152H145V151H143ZM155 152V151H154ZM158 152H159V149H158ZM165 152V151H164ZM170 152V151H169ZM180 152V151H179ZM198 152V151H197ZM201 152V151H200ZM206 152V151H205ZM204 152V153H205ZM212 152V151H211ZM228 152H229V150H228ZM17 153V152H16ZM25 153V152H24ZM43 153V152H42ZM47 153V152H46ZM46 153H44V154H46ZM67 153V152H66ZM125 153V152H124ZM123 153V154H124ZM152 153V155L154 154L153 152H151ZM156 153H157V151H156ZM155 153V154H156ZM162 153V152H161ZM166 154H169V153H167V151L165 152ZM184 153H187V151L185 152L184 151ZM189 153H191V152H189ZM192 153H193V151H192ZM210 153V152H209ZM240 153V154H241ZM258 153H260V152H258ZM23 154V153H22ZM82 154H84V153H82ZM122 154V155H123ZM127 154H128V152H127ZM127 154H126V157H127ZM131 154V153H130ZM150 154V153H149ZM163 154V153H162ZM175 155H176V153H174ZM173 154V155H174ZM195 154H196V156L198 155V153H196L195 152ZM206 154H208L207 152H206ZM205 154V155H206ZM217 155H218V153H216ZM219 154H221V153H219ZM227 154H229V153H227ZM239 154V155H240ZM243 154V153H242ZM254 154V153H253ZM261 154V153H260ZM259 154V155H260ZM262 154H264V153H262ZM14 155V154H13ZM33 155V154H32ZM41 155V154H40ZM93 155V156H92ZM160 155V154H159ZM172 155V154H171ZM192 155V154H191ZM191 155H190V158H191ZM199 155H202V154H199ZM208 155H210V154H208ZM216 155V156H217ZM238 155V156H239ZM79 156V155H78ZM88 156H92V158H88ZM125 156V155H124ZM130 156H132V155H130ZM167 156V155H166ZM169 156V155H168ZM177 156H178V154H177ZM177 156H175L176 158H177ZM186 156V155H185ZM194 156V155H193ZM214 156H215V154H214ZM30 157V156H29ZM39 157V156H38ZM37 157V158H38ZM49 157V156H48ZM80 157V156H79ZM153 157H155V156H153ZM163 157V156H162ZM165 157V156H164ZM174 157V156H173ZM172 156H171V158H173ZM211 157V156H210ZM218 157V156H217ZM242 157V156H241ZM246 156H244L243 158H242V161H245V158ZM252 157V156H251ZM255 157V156H254ZM23 158V157H22ZM33 158L34 157H32V160H33ZM40 158V157H39ZM125 158V157H124ZM127 158H130V157H127ZM135 158H138V155H136V157L134 156V158H133V156L130 158L131 159V161H132V159L133 160H137V159H135ZM156 158V157H155ZM166 158V157H165ZM167 158H169V157H167ZM175 158V159H176ZM180 158V157H179ZM196 158V157H195ZM197 158H199L200 159V156L198 157L197 156ZM195 159V160H199V159ZM205 159V157H202V159ZM211 158H213V156L211 157ZM216 158V157H215ZM220 158V157H219ZM239 158V157H238ZM46 159V158H45ZM75 159V158H74ZM73 159V160H74ZM122 158H120V160H121ZM142 159V158H141ZM157 159H158V154H157ZM157 159H154V160H156L157 161ZM181 159H183V158H180V160ZM207 159H209V158H207ZM217 159V158H216ZM39 159H37V160H34L35 161V163H39V161H38ZM63 160V159H62ZM120 160H119V162H120ZM138 160H140V158L138 159ZM153 160V159H152ZM159 160V159H158ZM166 160V159H165ZM168 160V159H167ZM178 160V159H177ZM179 160V161H180ZM194 160V161H195ZM212 160H214V161H216L215 159H212ZM220 160V159H219ZM218 160V161H219ZM248 160H249V158H248ZM37 161V162H36ZM42 161V160H41ZM48 161V160H47ZM47 161L45 162L46 164H48L47 163ZM83 161H84V165H83ZM123 161H124V159H123ZM161 161V163L163 164L164 162H162V160H160ZM160 161H159V164H161L160 163ZM164 161V160H163ZM172 161V160H171ZM193 161V160H192ZM237 161H240V158L237 160ZM250 161H251V159H250ZM18 162H19V160H18ZM122 162V161H121ZM140 162H142V161H140ZM168 162H169V160H168ZM173 162H175L174 160H173ZM172 162V163H173ZM252 162V161H251ZM29 163V162H28ZM27 163V165H29ZM52 163H55V162H52ZM51 163V164H52ZM128 163V162H127ZM195 163V162H194ZM246 163V162H245ZM259 163V162H258ZM262 163H264V158H262ZM46 164H44V165H46ZM56 164V163H55ZM60 164V163H59ZM124 164H126V163H124ZM166 164V163H165ZM164 164V165H165ZM175 164V163H174ZM182 164V163H181ZM188 165H189V163H187ZM201 164V163H200ZM209 164V163H208ZM249 164V163H248ZM256 164V163H255ZM12 165V164H11ZM17 165V164H16ZM32 167H34L33 166V162H32ZM30 165V166H31ZM35 165V164H34ZM41 165H43V163H41ZM65 165V164H64ZM85 165H88V167L86 166V167H84ZM141 165H143V164H141ZM146 165V164H145ZM145 165H144V167H145ZM148 165V164H147ZM176 165H177V163H176ZM183 165V164H182ZM181 165V166H182ZM186 165V164H185ZM188 165H187V168H188ZM195 165H197V163H195ZM209 165H211V164H209ZM213 165H216V163L215 164H213ZM36 166H38L37 164H36ZM35 166V167H36ZM49 166V165H48ZM47 166V167H48ZM57 166V165H56ZM119 166V165H118ZM156 166V167H155ZM159 166V165H158ZM163 165H161V166H159V167H162ZM190 166H191V164H190ZM206 165H203L202 167H205ZM252 166H254V164H252ZM256 167H259L260 168V163L258 164V166L257 165H255ZM40 167V166H39ZM141 167V166H140ZM144 167H142V168H144ZM147 167V166H146ZM145 167V168H146ZM150 167V166H149ZM154 167L155 168H157V165H154ZM163 167H166V166H163ZM192 167V166H191ZM190 167V168H191ZM206 167H208V166H206ZM211 167H212V165H211ZM261 167H264V166H261ZM0 168H1V166H0ZM3 168H5V167H3ZM42 168H44V167H42ZM46 168V167H45ZM44 168V169H45ZM54 168V167H53ZM119 168H121V167H119ZM139 167L137 166V169H138ZM144 168V169H145ZM169 168V167H168ZM174 168V167H173ZM172 168V169H173ZM179 168V167H178ZM185 168H186V166H185ZM190 168H188L189 170H190ZM197 168H198V170L200 171V168H201V166L200 167H198V165H197ZM26 169V168H25ZM37 169H38V167H37ZM105 169H103V170H105ZM124 169H126V168H124ZM130 169H132V168H130ZM148 169V168H147ZM151 169V168H150ZM149 169V170H150ZM152 169H154V168H152ZM165 169V168H164ZM192 169V168H191ZM203 169H205V168H203ZM202 169V170H203ZM206 169H208V168H206ZM241 169V168H240ZM3 170V169H2ZM32 170V169H31ZM40 170V169H39ZM42 171H43V169H41ZM55 170V169H54ZM114 170V169H113ZM135 170V169H134ZM157 169H155V171H156ZM180 170V169H179ZM188 170V171H189ZM195 170V169H194ZM201 170V171H202ZM210 170H212L211 168H210ZM214 170H215V168H214ZM214 170H212V171H214ZM216 170V171H217ZM226 170H228V171H232V173H236V174H231L230 175V177L228 178V179H226L225 177L227 176L226 174ZM254 170H256V172H260V170H262V169H258L259 171H257V168L255 169V167H254ZM254 170L252 171V175H256L257 173L256 172H254ZM5 171V170H4ZM7 171V174H8V172H9V170H6ZM34 171H35V168H34ZM48 171V169L46 170V172ZM49 171L50 172H48L49 174L51 173V171H52V169L50 168L49 169ZM57 171V170H56ZM130 171V170H129ZM132 171V170H131ZM136 171V170H135ZM134 171V172H135ZM138 171H139V169H138ZM143 170L141 169V172H142ZM146 171V170H145ZM155 171L153 170V172L155 173ZM166 171V170H165ZM169 171H170V169H169ZM181 171V170H180ZM192 171H193V169H192ZM198 171V172H199ZM205 171V170H204ZM216 171H214V172H216ZM245 171H246V169H245ZM250 171V170H249ZM45 172V173H46ZM124 172V171H123ZM140 172V171H139ZM144 172V171H143ZM150 173L152 172V171H149ZM171 173H172V171H170ZM176 172V171H175ZM183 172V171H182ZM191 172V171H190ZM225 172V173H224ZM244 171H242V173H243ZM1 173V172H0ZM2 173H4L5 174V172H2ZM19 172H17V174H18ZM38 173V172H37ZM52 173H53V171H52ZM61 173V174H60ZM159 173H161V172H159ZM178 173V172H177ZM177 173H175V174H177ZM186 173H187V171H186ZM225 174V176H224V174ZM245 173V172H244ZM253 173H255V174H253ZM262 173V172H261ZM23 174V173H22ZM38 174H40V173H38ZM44 174V173H43ZM48 174V175H49ZM126 174V173H125ZM130 174V173H129ZM172 174H174V173H172ZM192 174H193V172H192ZM201 174H203V171H202V173ZM212 174V173H211ZM216 174V173H215ZM246 175H249V174H247V173H245ZM6 175V174H5ZM24 175V174H23ZM41 175V174H40ZM39 175V176H40ZM45 175H47V173L45 174ZM43 176V177H46V176ZM47 175V176H48ZM55 175V174H54ZM162 175V176H161ZM161 175L159 176L158 175V177H163L164 176V174H162L161 173ZM205 175H206V172H205ZM245 175V176H246ZM262 174H260V173H258V176L257 177H260V179L261 178H264V175H262ZM10 176V175H9ZM50 176V175H49ZM103 176V175H102ZM101 176V177H102ZM106 176V175H105ZM145 176V175H144ZM147 176V175H146ZM165 176H166V174H165ZM168 177H169V175H167ZM172 176H174V175H172ZM171 176V178H173L174 179V177H172ZM177 176H178V174H177ZM193 177H194V175H192ZM192 176H191V178H192ZM198 176V175H197ZM210 176V175H209ZM1 177V176H0ZM6 177H7V175H6ZM6 177H4L5 178V180H6ZM16 177V176H15ZM36 177V176H35ZM100 177V178H101ZM157 177V176H156ZM155 177V178H156ZM188 177V176H187ZM250 177H256V176H250ZM248 178V179H251V178ZM256 177V178H257ZM2 178H3V176H2ZM3 178V179H4ZM39 178V177H38ZM47 178V177H46ZM72 178V179H71ZM128 178H130V177H128ZM127 178V179H128ZM144 178V177H143ZM151 178H152V176H151ZM161 178H160V181H161ZM183 178V177H182ZM26 179V178H25ZM29 179V178H28ZM49 179V178H48ZM102 179H104L103 177H102ZM101 179V180H102ZM109 179V178H108ZM107 179V180H108ZM146 179H148V178H146ZM165 179V181H166V178H164ZM168 179V178H167ZM175 179H176V177H175ZM178 179V178H177ZM253 180L255 179V178H252ZM251 179V180H252ZM259 179V178H258ZM4 180V181H5ZM7 180H9V178H7ZM7 180H6V183H7ZM31 180V179H30ZM41 180V179H40ZM125 180V179H124ZM129 180H133V179H128V182H129ZM138 180V179H137ZM170 180V179H169ZM180 180V179H179ZM182 180V179H181ZM187 180V179H186ZM195 180V181H194ZM247 181L246 180V178H244L243 179V182H245V181ZM251 180H249V181H251ZM252 180V181H253ZM262 180H264V179H261V181ZM24 181V180H23ZM29 181V180H28ZM43 181V180H42ZM130 181V182H131ZM140 181V180H139ZM143 181H146L145 179L143 180ZM153 182H154V180H152ZM151 181V182H152ZM164 181V180H163ZM177 181V180H176ZM175 181V182H176ZM185 180L183 179V181L181 182V181H179V183L181 182V183H183ZM260 181V182H261ZM2 182V181H1ZM0 182V183H1ZM17 182V181H16ZM15 182V183H16ZM46 182V181H45ZM92 182H94L93 184H92ZM125 182V181H124ZM169 182L170 181H168V185H169ZM173 182V181H172ZM186 182V181H185ZM260 182H259V186H260ZM262 182H264V181H262ZM2 183H4V182H2ZM26 183V182H25ZM24 183V184H25ZM36 183V182H35ZM41 183H43V182H41ZM73 183V182H72ZM103 183V184H102ZM163 183H165V182H163ZM163 183H161V184H163ZM248 184H250L251 182H247ZM246 183V184H247ZM256 183H258V182H256ZM255 183V185H257V186H255L254 187V184L252 183V186H251V184H250V187H252V189H254V188H256V187H258V184H256ZM23 184V183H22ZM31 181L28 183V185L31 187ZM45 185H47V183H44ZM126 184V183H125ZM152 184V183H151ZM159 184V183H158ZM161 184H159V185H161ZM166 184V183H165ZM185 184V183H184ZM190 184V185H189ZM241 184V183H240ZM240 184L238 183V185H239V187H238V185H237V188H241L242 186H244L243 184L240 186ZM26 185H27V183H26ZM26 185H25V187H26ZM37 185V184H36ZM41 185V184H40ZM70 185H71V182H70ZM74 185V184H73ZM128 185V184H127ZM159 185H157V186H159ZM262 185H264V184H261V186ZM24 186V185H23ZM52 186V187H51ZM152 186V185H151ZM154 186V185H153ZM182 186V185H181ZM260 186V188H262V187H264V186H262L261 187ZM25 187H23V188H25ZM29 187V188H30ZM80 188H81V186H79ZM78 187V188H79ZM155 187H156V185H155ZM167 187H170V186H167ZM234 187V188H235ZM3 188V187H2ZM1 188V189H2ZM4 188H6L5 187V183H4ZM27 188V187H26ZM29 188H27V189H29ZM80 188H79V191H80ZM161 188V187H160ZM177 188V187H176ZM236 188V189H237ZM6 189H8V187L6 188ZM26 189V190H27ZM39 189V188H38ZM152 189H154V188H152ZM156 189V188H155ZM186 189V188H185ZM66 190V189H65ZM83 190V189H82ZM149 190H151V189H149ZM6 191V190H5ZM24 191H25V189H24ZM29 191V190H28ZM27 191V192H28ZM40 191V190H39ZM65 192V191H64ZM69 192V191H68ZM75 192V191H74ZM83 192H84V190H83ZM86 192V193H87ZM8 193V192H7ZM24 193V192H23ZM85 193V194H86ZM88 193V194H89ZM94 193H95V190H94ZM112 193V194H111ZM65 194V193H64ZM68 194V193H67ZM76 194V193H75ZM89 194V195H90ZM40 195V194H39ZM50 195H52V196H50ZM149 195H151V196H149ZM32 196V195H31ZM57 196V197H56ZM67 196V195H66ZM78 196H80V195H78ZM92 197H93V195H91ZM97 196V195H96ZM105 196V197H104ZM106 196H108V197H106ZM110 196V197H109ZM131 196V195H130ZM2 197V196H1ZM45 197H44V199H45ZM62 197H63V194H62ZM64 197H65V195H64ZM84 197V196H83ZM83 197H81V199L83 198ZM115 197V196H114ZM119 197V196H118ZM117 197V200L119 199ZM133 197V198H134ZM6 198V197H5ZM86 198V197H85ZM112 198H110V199H112ZM121 198V197H120ZM124 198V197H123ZM122 198V199H123ZM126 198V197H125ZM63 199V198H62ZM66 199V198H65ZM95 199H96V197H95ZM102 199V200H103ZM109 199V200H110ZM115 200H116V197L114 198ZM135 199V198H134ZM29 200H31V199H29ZM38 200V199H37ZM37 200H35V201H37ZM41 200V199H40ZM39 200V201H40ZM46 200H48V199H46ZM46 200L44 201V202H46ZM64 200V199H63ZM67 200V199H66ZM69 200V199H68ZM83 200V199H82ZM99 200V199H98ZM101 200V199H100ZM108 200V199H107ZM121 200V199H120ZM124 200V199H123ZM132 201H133V199H131ZM136 200V199H135ZM11 201V200H10ZM16 201V200H15ZM25 202H27V199L26 200H24ZM33 201V200H32ZM43 201H42V203L41 204H43ZM61 201V200H60ZM74 201L76 202V200L74 199ZM106 201V200H105ZM111 201V200H110ZM122 201V200H121ZM13 202V201H12ZM20 202V201H19ZM29 202H31V201H29ZM69 202H70V200H69ZM74 202V203H75ZM79 202V201H78ZM81 202V201H80ZM83 202V201H82ZM103 202H104V200H103ZM114 203H115V201H113ZM120 202V201H119ZM119 202H116V203H118V207H119ZM137 202V201H136ZM21 203V202H20ZM34 203V202H33ZM47 203V202H46ZM65 203H67V206L68 205H70V204H68V202H65ZM111 203V205H112V201L110 202ZM115 203V205H117ZM121 203H123V202H120V204ZM10 204V203H9ZM15 204H18V201H16L15 202ZM36 204V203H35ZM58 204V206H60L59 204L60 203H57ZM56 204V205H57ZM62 204V203H61ZM3 204H1L0 206H2ZM4 205H5V203H4ZM4 205H3V207H4ZM19 205V204H18ZM22 205H23V203H22ZM48 203L46 204V208H48ZM65 205V204H64ZM73 205V204H72ZM79 205H81V204H79ZM83 205H84V203H83ZM87 205V204H86ZM89 205V204H88ZM102 205H104V204H102ZM114 205V204H113ZM113 206V207H116V206ZM130 205V204H129ZM132 205H134L133 204V202H132ZM136 205V204H135ZM134 205V206H135ZM15 206V205H14ZM14 206L12 205V207L14 208ZM110 206V205H109ZM139 206V205H138ZM138 206H137V208H138ZM17 207H19V206H17ZM22 207V206H21ZM32 207V206H31ZM40 206L38 205V207L37 208H39ZM43 207V206H42ZM75 207V206H74ZM87 207V206H86ZM90 207H94V206H90ZM106 207H108V206H106ZM112 207V206H111ZM132 207V206H131ZM16 208V207H15ZM27 208V207H26ZM28 208H30V207H28ZM36 208V207H35ZM34 208V209H35ZM36 208V209H37ZM44 208H45V205H44ZM44 208H42L43 210H44ZM45 208V209H46ZM57 208V207H56ZM60 208V207H59ZM59 208H57V212H58V209ZM66 208V207H65ZM69 208V207H68ZM71 208V207H70ZM70 208H69V210H70ZM101 208V207H100ZM99 208V206H98V209H100ZM117 208V207H116ZM130 208V207H129ZM128 208V209H129ZM184 209V211H185V215H184V217L185 218H183V220L182 221H180V220H178V218L179 217H177L176 216V212L177 211H180V209ZM1 209H3L2 207H1ZM33 208H31V210L33 211L34 210ZM42 209H37V210H41L40 212L42 213ZM49 209V208H48ZM61 209V208H60ZM73 210H76V209H74V208H72ZM85 209V208H84ZM93 209H95V208H93ZM97 209V210H98ZM111 208H108V210H110ZM133 209V207L131 208V210ZM136 209V208H135ZM4 210H5V208H4ZM10 210H14V209H10ZM9 210V211H10ZM19 210V209H18ZM24 210H25V208H24ZM27 210V209H26ZM69 210H67V211H69ZM103 210V209H102ZM114 210V209H113ZM126 210V209H125ZM131 210H129L130 211V213H131ZM138 210H139V208H138ZM137 210V211H138ZM16 211V210H15ZM14 211V216L16 215L15 213L16 212H18V211H16L15 212ZM28 211H29V209H28ZM48 211V210H47ZM46 211V212H47ZM50 211H52V209L50 210L49 209V212ZM94 211V210H93ZM92 211V212H93ZM96 211V210H95ZM104 211V210H103ZM106 211V210H105ZM118 211V210H117ZM128 211V212H129ZM136 211V212H137ZM140 211V210H139ZM138 211V212H139ZM3 212V211H2ZM44 212H45V210H44ZM43 212V213H44ZM53 212V211H52ZM89 212V211H88ZM88 212H87V215H88ZM99 212V211H98ZM101 212V211H100ZM119 213H120V211H118ZM125 212V211H124ZM136 212H133V213H136ZM181 212H183V211H181ZM13 213V212H12ZM20 212H18V214H19ZM31 213H37V211L35 210V212H31ZM39 213V212H38ZM54 213V212H53ZM62 213H64V211H62ZM68 213H70V211L68 212ZM75 213V212H74ZM184 213V212H183ZM262 213H264V212H262ZM17 214V215H18ZM48 213H46V215H47ZM106 214V213H105ZM108 214V213H107ZM113 215L112 216H114L115 215V217H116V215L118 214H116V213H112ZM122 214V213H121ZM124 214V213H123ZM122 214V215H123ZM136 214H138V213H136ZM136 214H134V215H136ZM139 215L138 214V216L140 217V216H142V215ZM257 214V213H256ZM20 215V214H19ZM25 215V214H24ZM33 215V214H32ZM43 215V214H42ZM41 215V216H42ZM64 215V214H63ZM65 215H67V213L65 214ZM65 215H64V217H65ZM91 215H93V214H91ZM98 214H96V216H97ZM103 215V214H102ZM110 215V214H109ZM120 215V214H119ZM128 215V214H127ZM183 215V214H182ZM11 216H13V215H11ZM49 216V215H48ZM47 216V217H48ZM52 216V215H51ZM55 216V215H54ZM60 216V215H59ZM98 216H100V215H98ZM97 216V217H98ZM125 216V215H124ZM137 216V215H136ZM246 216H249V217H246ZM20 217H22L21 215H20ZM46 217V216H45ZM67 217V216H66ZM92 217H94V215L92 216ZM91 217V218H92ZM96 217V218H97ZM106 217H109V216H106ZM105 217V218H106ZM119 217V216H118ZM123 217V216H122ZM129 217V216H128ZM128 217H125V218H128ZM260 217V216H259ZM258 217V218H259ZM31 218V217H30ZM39 218V217H38ZM49 218V217H48ZM51 218V217H50ZM56 218H57V222H58V216H56ZM55 218V219H56ZM86 218V217H85ZM103 218V217H102ZM146 218V217H145ZM149 218V219H150ZM255 218H256V216H255ZM260 218H264V217H260ZM259 218V220H258V222L260 221V220H262L261 222H264V219H260ZM5 219V218H4ZM15 219L18 221V219L15 217ZM41 219H42V217H41ZM47 219V218H46ZM54 219V218H53ZM52 219V220H53ZM140 219H141V217H140ZM10 220V219H9ZM22 220H23V218H22ZM30 220V219H29ZM35 220V219H34ZM38 220H40V219H38ZM37 220V221H38ZM49 220V219H48ZM60 220V219H59ZM84 219H82V221H83ZM98 220H99V218H98ZM110 220V219H109ZM108 220V221H109ZM113 220V219H112ZM112 220H110V223L108 222H106V223H103L102 225H101V227H102V231H101V233L99 234H97V232L95 233V234H97V235H99V236H101L100 238H102V242H101V244H102V246L108 251V252H110L111 254L113 253L114 255L116 254V253H114V251H115V249H114V246H113V243H114V241H117L118 239H120L122 236H123V234H124V232H122V229L124 230V228H128V226H129V228L131 227L130 226V224H133V222L131 223V220H129L128 221V225H126L127 227H123V225H119V224H116V223H113V224H111V222H112ZM115 220V219H114ZM123 220V222H124V219H122ZM138 220H139V218H138ZM142 220V219H141ZM159 220V219H158ZM257 220V219H256ZM13 222H14V219L12 220ZM17 221H15V222H17ZM25 221H28L27 219H25ZM32 221V220H31ZM36 221V220H35ZM53 221H55V220H53ZM64 221V220H63ZM106 221V220H105ZM126 221V220H125ZM133 221V220H132ZM152 221V220H151ZM151 221H150V223H151ZM155 221H157V219H155ZM160 221V222H161ZM180 221V222H179ZM253 221H255L254 219H252V223L251 224H253ZM11 222V221H10ZM9 222V223H10ZM13 222H12V224H13ZM14 222V224H16ZM41 222V221H40ZM52 222V221H51ZM85 222V221H84ZM90 222V221H89ZM95 222V221H94ZM93 222V223H94ZM114 222V221H113ZM122 221H121V219H120V223H121ZM154 222V221H153ZM5 223L6 224H9V223H7L6 221H5ZM58 223H60V222H58ZM63 223V222H62ZM87 223V222H86ZM86 223H85V225H86ZM130 223V224H129ZM134 223H135V221H134ZM162 223V222H161ZM186 223V224H187ZM12 225V227L14 226L15 228H21L22 227V224L19 222V224H16V225ZM24 224V223H23ZM32 224V223H31ZM31 224H29V225H31ZM34 224H35V222H34ZM39 224V223H38ZM42 224V223H41ZM66 224V223H65ZM81 225H83L84 223H80ZM136 224V223H135ZM146 224V223H145ZM152 224V223H151ZM151 224L149 225L148 223H147V226L149 225L151 228L153 227V225L151 226ZM246 224V223H245ZM250 224V225H251ZM1 225H3V224H1ZM60 225H62V224H60ZM79 225V224H78ZM77 225V226H78ZM80 225V226H81ZM99 225V224H98ZM134 225V224H133ZM140 226H144V225H142V223L141 224H139ZM139 225H138V227H139ZM247 225V224H246ZM250 225H249V222H248V226L250 227ZM4 227V230H5V225H3ZM11 225H9V227H10ZM36 226H38L37 225V223H36ZM36 226H34V227H36ZM96 226V225H95ZM94 224H87L86 225V229H84V230H87V228H88V230L91 228V230L93 229L94 230ZM121 226L123 227L122 229H121ZM155 226V225H154ZM257 226V225H256ZM259 226V225H258ZM261 226V225H260ZM10 228L11 230H13V229H15V228ZM27 226H23L22 227V229L24 228H26ZM65 227V226H64ZM99 227V226H98ZM97 227V228H98ZM158 226H155V230H156V233H158L159 232V230L160 229H158L157 228ZM184 228L186 227V226H183ZM248 227V228H249ZM252 228L251 229H253L254 227H253V225L251 226ZM29 228H30V226H29ZM46 228V227H45ZM44 228V229H45ZM77 228V227H76ZM184 228H182V229H184ZM245 228V227H244ZM247 228V229H248ZM1 229V228H0ZM8 229V231L9 232H11V230H9V228H7ZM6 229V230H7ZM30 229H32L31 231H35V229H33V227L32 228H30ZM30 229H28L29 230V232H30ZM47 229H48V226H47ZM46 229V230H47ZM64 229V228H63ZM66 229H67V227H66ZM83 229V228H82ZM81 229V230H82ZM134 230V226H132V228H130V230ZM138 229V228H137ZM139 229H140V227H139ZM142 227H141V231H142ZM163 229V228H162ZM233 230H234V228H232ZM255 229V228H254ZM257 229V228H256ZM16 230V229H15ZM42 229H40V231H39V233L41 232V234L39 235V239H40V237H41V241L42 242H40V244L42 243V245L41 246H39V247H37V246H35L34 244H30L31 243V241H30V243L28 242L27 244H25L24 242L28 239L27 237H29L28 235H29V233L27 234V237H25L26 238V240L24 241V242H22L20 245H19V247L17 246V249L15 250V252H14V248H13V251H12V253H13V259H11L12 261H13V264H47V260H45V258L43 257V255L44 254H47V253H45V251L47 250V249H44L45 247H47V243H49V241L47 242L46 240V235H42L43 234V232L41 231ZM49 230V229H48ZM80 230V231H81ZM100 230V229H99ZM133 230L131 231V233L133 232ZM135 230H136V228H135ZM144 230V229H143ZM146 230V232H147V228L145 229ZM152 230H154V229H152ZM232 230V232L234 233V232H236L237 233V230L236 231H233ZM239 230V229H238ZM250 230V229H249ZM248 230V231H249ZM18 231H20V230H18ZM22 231V230H21ZM36 231H37V229H36ZM35 231V232H36ZM38 231H37V233H38ZM64 231V230H63ZM77 231V230H76ZM96 231V230H95ZM149 231H150V229H149ZM160 231H162V230H160ZM164 231V230H163ZM162 231V232H163ZM172 231V230H171ZM171 231H167V232H171ZM243 231V230H242ZM241 231V232H242ZM253 231H255V230H253ZM1 232V231H0ZM13 232H14V230H13ZM50 232V231H49ZM84 232V231H83ZM82 232V233H83ZM138 232H139V230H138ZM151 232V231H150ZM155 232V231H154ZM188 232H186V233H188ZM243 232H247L246 230H244ZM262 232H264V231H262ZM62 233V232H61ZM71 233V232H70ZM91 233V232H90ZM140 233V232H139ZM152 233V232H151ZM164 233V232H163ZM185 233V232H184ZM230 233V234H229ZM238 233H240V232H238ZM2 234H5V233H2ZM2 234H0V236L2 235ZM6 234H7V232H6ZM11 234V233H10ZM15 234V233H14ZM13 234V235H14ZM18 234H20L21 235V233H19L18 232ZM33 235L35 234V235H37L36 233H32ZM69 234V233H68ZM84 234H86V233H84ZM125 234H127V233H125ZM136 234V233H135ZM134 234V235H135ZM191 234V235H192ZM247 234V233H246ZM9 235V234H8ZM12 235V236H13ZM22 235H23V233H22ZM42 235V236H41ZM97 235H96V237H97ZM140 235H142V234H140ZM155 235V234H154ZM171 234H170V236H169V238H168V235H167V233H165V235L163 234L162 236H163V238H164V236L165 237H167V239H170V237L172 236ZM244 235V234H243ZM249 235H250V232H249ZM256 235H258V233L257 234H255V236ZM12 236H11V239H12ZM15 236H17L18 237V235L16 234ZM14 236V237H15ZM25 236H26V233H25ZM57 236V235H56ZM63 236V235H62ZM71 236V235H70ZM73 236V235H72ZM75 236H76V234H75ZM83 236H85V235H83ZM130 236V235H129ZM147 236V235H146ZM145 236V237H146ZM161 236V235H160ZM159 236V233H158V237H160ZM177 236H180L179 234L177 235ZM189 236V235H188ZM233 236V235H232ZM240 236V235H239ZM247 237H249L248 236V234L246 235ZM254 236V237H255ZM7 237V236H6ZM30 237H32L31 236V233H30ZM29 237V238H30ZM34 237V236H33ZM88 237V236H87ZM86 237V238H87ZM127 237H128V234H127ZM138 237V236H137ZM190 237V236H189ZM208 237V238H207ZM16 238V237H15ZM35 238H37V236H35L34 237V239ZM98 239H99V237H97ZM140 238V241L139 242H141V243H139L140 245L141 244H144L142 241H141V237H139ZM147 238V237H146ZM146 238H144V239H146ZM184 238V237H183ZM181 239L182 241L184 240V239H186V238H184V239ZM251 238V237H250ZM252 238H253V236H252ZM38 239V240H39ZM73 238H71V240H72ZM84 239V241L86 242V240L87 239H85V238H83ZM89 239V238H88ZM92 239V238H91ZM131 239V238H130ZM137 238L135 237V240H136ZM143 239V240H144ZM149 239V238H148ZM147 239V241H145V244H146V242H149V240ZM176 239V238H175ZM178 239V238H177ZM179 239H180V237H179ZM179 239L177 240L178 241V243L180 242L179 241ZM188 239V238H187ZM245 239H247V238H245ZM249 239V238H248ZM69 240V239H68ZM71 240H69L70 242H71ZM76 239L74 238V241H75ZM100 240V239H99ZM133 240H134V238H133ZM139 240V239H138ZM189 240V239H188ZM236 240H237V238H236ZM55 241V240H54ZM69 241H67V242H69ZM74 241H72L73 243H74ZM83 241V240H82ZM89 241H91V240H88L87 242H86V244L89 242ZM131 241V240H130ZM171 241V240H170ZM175 241V240H174ZM186 241V240H185ZM233 241V240H232ZM250 242H251V240H249ZM260 241V240H259ZM259 241L257 242V240H256V243H259ZM8 242H9V240H8ZM21 242V241H20ZM27 242V241H26ZM66 242V243H67ZM71 242V243H72ZM75 242H78V240L77 241H75ZM93 242V241H92ZM126 242V241H125ZM151 242V241H150ZM149 242V243H150ZM152 242H154V241H152ZM164 241H162V239H160V238H158L155 242H154V244L152 243V245H155L157 248H159V249H161V250H166V244L165 243H163ZM206 242H209V244H210V242H212L211 244H214L215 245V251L214 250H212V251H214V252H210V251H207V250H205V249H207V248H202L201 246H203L202 244H204V243H206ZM237 242V241H236ZM245 242V241H244ZM33 243V242H32ZM84 243V242H83ZM98 243V242H97ZM96 243V244H97ZM115 243H117V242H115ZM114 243V244H115ZM119 243V242H118ZM117 243V244H118ZM127 243H128V241H127ZM131 243V242H130ZM173 243V242H172ZM233 243H234V241H233ZM240 243V242H239ZM239 243L237 244V245H239ZM19 243H17V244H15V245H18ZM47 244V245H46ZM69 243H67V245H68ZM75 244V243H74ZM77 244H80V243H77ZM93 244V243H92ZM100 244V241H99V243L97 244V245H101ZM120 244V243H119ZM118 244V245H119ZM171 244V242H169V245ZM177 244V243H176ZM181 244H182V242H181ZM208 244V243H207ZM210 244V246H213V245H211ZM235 244V243H234ZM244 244H246V243H244ZM7 245V244H6ZM10 245V244H9ZM13 245V244H12ZM46 245V246H45ZM54 245V243L51 245V247ZM76 245V244H75ZM74 245V246H75ZM132 245V244H131ZM136 245V244H135ZM134 245V246H135ZM152 245H150L151 246V250L153 251L154 249H152ZM174 245V244H173ZM190 245V244H189ZM194 245V244H193ZM193 245H190V246H192L193 247ZM261 245V244H260ZM2 246V245H1ZM49 246V245H48ZM73 246V245H72ZM89 246V245H88ZM146 246V245H145ZM150 246L148 245V247L150 248ZM186 246V245H185ZM205 246V245H204ZM234 246V245H233ZM247 246H248V244H247ZM252 246V245H251ZM250 245H249V247H251ZM257 246V245H256ZM3 247V246H2ZM9 247H11V246H9ZM13 247V246H12ZM78 247V246H77ZM94 247H96V246H94ZM140 247V246H139ZM147 247V246H146ZM147 247V248H148ZM180 247V246H179ZM183 247H184V245H183ZM254 247V246H253ZM258 247V246H257ZM261 247H262V245H261ZM76 248V247H75ZM80 248H82L81 247V244H80ZM98 249H99V247H97ZM136 248H137V246H136ZM173 248H174V246H173ZM226 248H228V249H226ZM231 248V249H230ZM239 248H240V245H239ZM262 248H264V247H262ZM262 248H260V246L258 247V248H256L257 249V252H264V250H262ZM49 249V248H48ZM53 249V248H52ZM73 249H74V247H73ZM83 249V248H82ZM98 249H96V250H98ZM101 247H100V251H101ZM142 249V248H141ZM168 250L170 249V248H167ZM247 249V248H246ZM249 249V248H248ZM254 249V248H253ZM2 250V249H1ZM12 250V249H11ZM45 250V251H44ZM72 250V249H71ZM86 250V249H85ZM89 250V249H88ZM103 250V249H102ZM106 250H103V252H106ZM118 250V249H117ZM126 252H127V250L126 249H124ZM150 250V251H151ZM158 250V249H157ZM168 250H166V252L168 251ZM174 250H176V251H178L179 250V248L178 249H174ZM191 250V249H190ZM249 250H251V249H249ZM5 251V250H4ZM49 251V250H48ZM52 251V250H51ZM50 251V252H51ZM67 251V250H66ZM73 252H75V251H77V250H72ZM82 251V250H81ZM99 251V250H98ZM99 251V252H100ZM118 251H120V250H118ZM144 251H146V249H144ZM143 251V249H142V252H144ZM148 251H149V249H148ZM159 251V250H158ZM170 251V250H169ZM180 251V250H179ZM182 251V250H181ZM248 251V250H247ZM246 251V252H247ZM7 252V251H6ZM70 252V254H71V251H69ZM102 252V251H101ZM116 252V251H115ZM134 251L132 250V254H134V255H138L139 253H138V251H137V253L135 254V253H133ZM155 252H157L156 250H154V253ZM160 252V251H159ZM158 252V253H159ZM165 252V253H166ZM175 252V251H174ZM245 251H244V254L246 253ZM256 252V251H255ZM44 253V254H43ZM62 253V255H63V252H61ZM79 253V252H78ZM81 253H84V252H81ZM130 253V252H129ZM168 253V252H167ZM197 253H199V255H198V257H196L195 255L197 254ZM243 253V252H242ZM10 254H11V252H10ZM69 254V255H70ZM104 254V253H103ZM106 254V253H105ZM118 254H119V252H118ZM117 254V255H118ZM120 254H121V252H120ZM125 254V253H124ZM124 254H121V255H123V256H125ZM131 254V253H130ZM146 254V253H145ZM172 253L170 252V255H171ZM177 254H179L178 252H177ZM176 254V255H177ZM183 254H185V253H183ZM189 254H191V253H189ZM241 254V253H240ZM249 254V253H248ZM258 254V253H257ZM66 255H68V254H66ZM65 254H64V256H63V258H65V256H66ZM72 255H74V254H72ZM76 256H74V257H80V255L78 254V256H77V253L75 254ZM84 255V254H83ZM108 255V254H107ZM107 255H105V256H107ZM120 255V256H121ZM129 255V254H128ZM141 255V254H140ZM152 255V254H151ZM161 255V254H160ZM165 255H167V254H165ZM242 255V254H241ZM262 256H264V253H262L261 254ZM1 256V255H0ZM52 257H53V255H51ZM97 256V255H96ZM119 256V255H118ZM122 256V257H123ZM186 256V255H185ZM184 256V257H185ZM247 256V255H246ZM10 257V256H9ZM48 257V256H47ZM93 257V256H92ZM108 257H109V255H108ZM111 257V256H110ZM126 257H128L129 258V256H126ZM137 257V256H136ZM151 257V256H150ZM156 257V256H155ZM166 257V256H165ZM169 257V256H168ZM168 257H167V260H168ZM179 257V256H178ZM187 257V256H186ZM250 258L249 259H247V263H251V264H264V258H260L259 257V255H253L252 257H251V255L249 256ZM3 258V257H2ZM1 258V259H2ZM6 258H8V257H6ZM72 258H73V256H72ZM71 258V259H72ZM82 258V257H81ZM86 258H88V257H86ZM124 258V257H123ZM137 258H139V257H137ZM147 260L149 259V258H147V257H145ZM164 258V257H163ZM175 258V257H174ZM248 258V257H247ZM4 259H5V257H4ZM51 259V258H50ZM53 259H55V258H53ZM71 259L69 258H67V260H66V258L64 259V261H70L71 262ZM77 259H79V258H77ZM90 259V260H89ZM96 259V258H95ZM125 259H127V258H125ZM151 259V258H150ZM150 259H149V261H150ZM156 259V258H155ZM162 259V258H161ZM179 259H180V257H179ZM184 259V258H183ZM237 259V258H236ZM56 260V259H55ZM55 260L54 261H51V263L53 262V264L54 263H56L55 262ZM62 260V259H61ZM73 261H74V259H72ZM83 260H85L84 259V256H83V259L81 260L82 261V263H85V262H87L86 260H85V262L83 261ZM87 260H89V261H91V258L89 257ZM97 260V259H96ZM114 260V259H113ZM137 259H135V261H136ZM142 260H144L143 258H142ZM171 260V259H170ZM174 260V259H173ZM181 260V259H180ZM184 260H186V259H184ZM249 260H251V261H249ZM7 261V260H6ZM15 261V262H14ZM63 261V260H62ZM81 261L79 262V261H76L77 263L79 262V263H81ZM107 261H108V259H107ZM109 261H110V259H109ZM169 261V260H168ZM167 261V262H168ZM236 261V262H235ZM241 261V260H240ZM249 261V262H248ZM1 262V264H6V262L5 263H3L2 261H0ZM75 262V261H74ZM74 262H72L71 264H73ZM76 262H75V264H76ZM92 262V261H91ZM95 262V263H94ZM93 263L94 264H106V263H101V262H96V261H94ZM115 262V261H114ZM160 262H161V260H160ZM174 262V261H173ZM178 262H181V261H178ZM242 262V261H241ZM244 262V261H243ZM59 263V262H58ZM61 263V262H60ZM81 263V264H82ZM112 263V262H111ZM136 263V262H135ZM155 263V262H154ZM159 263V262H158ZM171 263V262H170ZM182 263V262H181ZM188 263V262H187ZM9 264V263H8ZM65 264V263H64ZM68 264H70V263H68ZM86 264V263H85ZM91 264V263H90ZM113 264V263H112ZM146 264V263H145ZM174 264V263H173ZM176 264V263H175ZM178 264V263H177ZM189 264V263H188ZM246 264V263H245Z\"/></svg>",
	"mask_w": 264,
	"mask_h": 264
},
{
	"label": "crops",
	"instance_id": "crops-1",
	"mask_svg": "<svg viewBox=\"0 0 264 264\" xmlns=\"http://www.w3.org/2000/svg\"><path fill=\"white\" fill-rule=\"evenodd\" d=\"M255 15H256V14H255ZM254 18H255V17H254ZM251 26H252V23H251ZM251 26H250V27H251ZM250 27H249V29H248V34H249V32H250L249 30H251ZM243 39H245V38H243ZM240 42H241V41H240Z\"/></svg>",
	"mask_w": 264,
	"mask_h": 264
}]
</instances>
